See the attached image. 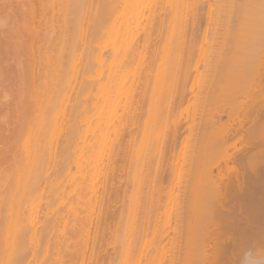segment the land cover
I'll return each instance as SVG.
<instances>
[{"label":"bare ground","instance_id":"obj_1","mask_svg":"<svg viewBox=\"0 0 264 264\" xmlns=\"http://www.w3.org/2000/svg\"><path fill=\"white\" fill-rule=\"evenodd\" d=\"M4 1L5 0H3V4H1L0 3V5L2 6L3 5V7L6 5L7 6V10H10V14L8 13V11L6 10V8L4 7V9L6 10V15L5 14H3L2 16H1V19L2 20H5L6 19V17H7V19L4 21V22H1V23H3V25L1 26V24H0V26H1V31H0V34H1V32H2V28H3V31L4 32H2L3 34L0 36V84H2L1 85V87H0V89H1V91H0V264H66L67 262H69L70 261V263H71V261L72 260H70V259H74V256H77L76 254L74 255L72 252H70V247H71V240H73L75 237H74V233H73V235L72 236H68L67 234H65V235H63V236H61V231H59V226L61 225L60 223L61 222H66L67 223V225H68V223H70L71 222V224H72V222L74 223V224H72V226L74 225V227H75V224H76V228H74V231L77 233V235H78V240H80V242L83 244L82 245V247H81V245H80V252H78V259L79 260H81V261H83V259H85L87 262H88V259H86L84 256H85V249L86 250H88L87 252H88V254L90 253L89 252V250H90V248H92L95 244L93 243V246L92 247H90V248H88V246H87V241H85L84 239H86L87 240V238H86V236L87 235H85L84 236V234H87L88 232H87V228L89 227H87V223H88V219H84L83 217H82V215H81V213L82 212H84V211H82L81 213H80V211L81 210H83L84 208H86V211H88L89 210V212H90V208H91V204H93L92 203V198L93 197H91L92 195L91 194H93V195H95L94 193H96V185L94 186V184H95V182H94V176H96V171H97V169H98V165H100L99 163L101 162L102 163V160H101V158H103V156L105 155V152H106V150H108V148H107V146H106V140L105 139H107L108 138V136L106 135V132H109L108 131V129L110 130V128H109V126L110 125H112V120H117L118 121V118H119V116L118 115H120V118L122 119V116H121V114H122V112H123V110H119V112L121 113V114H119V112L117 113V111H118V109H119V107H120V105H122V106H124V107H122V108H124V111H125V114H124V112H123V114L122 115H126L128 112V114L129 115H127V118L130 116V114H131V118H132V116L133 115H135L134 114V110L135 111H138V109L139 108H141V107H139L138 108V106H140V102H137L138 101V99L137 100H135V102L137 103V104H135V106H137L136 108H135V106H134V103H133V106H134V110L133 109H130V111H129V104H130V108H131V102L132 101H134V98H135V96L136 95H139V92H138V94H134L136 91H135V89L137 90V87H140V86H142L143 88L145 87V83L147 82H145V78H144V73H143V81L145 82L144 83V85L142 84V83H140L139 82V78H137V76L139 77H141V75H137V76H135V71H136V73L138 72V69H137V67H138V65H139V61H138V65H137V62H136V60H138V58L137 57H139V59L141 60V58L143 57V54H142V52H144V49H145V51L147 50V48H145L144 46L146 45V47L149 45V41L146 39V41H148V42H146V44H142V47L138 50L137 48H138V45H137V47L135 46V44H133L132 45V42L133 43H136V42H134V41H136V40H133V39H135V37H134V34H135V32L137 31L136 29L140 26V21L141 20H144V18L142 19V16L145 14V8H146V5H148V8H150L149 6H152L151 8H155L156 7V12H157V6H159V8H160V10L163 8V10H164V7H166L165 9H166V12H164V13H167L168 12V17L166 18V20L170 17L169 16V10H172V14H173V18H174V23L175 24H178V28H179V33H176V31H178V30H176L175 31V29H174V32L176 33V34H174V37L176 36V38H174V40H173V35H171L172 33H170V35L172 36V41H171V44H169V45H172V43L173 44H175L176 43V46L179 48V46L183 43L184 45H185V43L182 41V39L180 38L181 37V31H180V25L182 24L181 22H182V19H183V17H182V7H183V10H184V5L186 4V3H188L189 4V2H191V4H189V5H191L190 6V8H189V5H188V7H187V5H185V9L186 8H189L190 9V11L191 10H193L194 8H193V5H194V0H190V1H187V0H6L5 2L7 3V4H5L4 3ZM203 1V0H202ZM227 1V0H226ZM250 1V0H249ZM260 2H261V0H259ZM2 2V1H1ZM221 2V1H220ZM229 3H230V1H228ZM228 2H227V5H228ZM247 1H245V3H246ZM251 2V1H250ZM260 2H258V4L260 3ZM264 2V1H263ZM192 3H193V5H192ZM201 3V4H200ZM210 3V2H209ZM217 3V2H216ZM216 3L213 5L214 6V10H215V13H216V10H217V7L219 6L218 4H220V3H217V7H215L216 6ZM225 3V2H224ZM252 3H253V1H252ZM151 4V5H150ZM198 4H200L201 5V7H202V11H204L205 9L203 8V3L202 2H200V0H199V3ZM197 3H196V0H195V5L197 6L198 5ZM232 4V3H231ZM240 4H241V2H240ZM248 4V3H247ZM261 4H263L262 2H261ZM205 5H208V2H207V4H206V2H205ZM210 5V4H209ZM212 5V4H211ZM238 5H239V3H238ZM237 5V6H238ZM249 5V4H248ZM196 6H195V9L194 10H196ZM250 6V5H249ZM259 6V5H258ZM3 7H0V9L2 8V10H3V13H4V9H3ZM168 7H170V9H168ZM207 7H209V6H207ZM211 7V6H210ZM230 7V6H229ZM233 7V6H232ZM242 7H243V5H242ZM245 7H246V4H245ZM255 7H257V4H256V6ZM147 8V9H148ZM159 8H158V10H159ZM216 8V9H215ZM220 8H221V6H220ZM239 8H240V6H239ZM260 8H261V6H260ZM263 8H264V4H263ZM263 8H262V11H263ZM145 9V10H144ZM188 9V10H189ZM198 9H199V7H198ZM153 10V11H154ZM201 10V9H200ZM228 10V9H227ZM244 10H246V9H244ZM186 11V10H185ZM205 11H207V9L205 10ZM211 11H212V9H211ZM220 11V10H219ZM219 11H217V14L219 13ZM240 11H241V8H240ZM250 11V10H249ZM248 11V12H249ZM1 12V11H0ZM148 12V11H147ZM158 12H160V11H158ZM162 12V11H161ZM247 12V11H246ZM264 12V11H263ZM2 13V12H1ZM190 13V12H189ZM189 13L188 12H186V14H185V16L187 17V14L189 15ZM191 13H192V11H191ZM203 13V12H202ZM208 13H210V12H208ZM215 13H214V11L212 12V14L213 15H215ZM257 13V12H256ZM8 14V15H7ZM15 14H17V16L15 15ZM199 14V13H198ZM223 14V13H222ZM246 14V13H245ZM259 14V13H258ZM147 15H148V13H147ZM166 16H167V14H165ZM165 15H163L164 16V19H165ZM184 15V14H183ZM219 15V14H218ZM228 15V14H227ZM231 15V14H230ZM233 15V14H232ZM241 15H242V13H241ZM249 15V14H248ZM11 17V19H12V21H11V23L9 22V19H8V17ZM21 17L22 19H23V22H22V20H20L21 22H22V24H19V19L20 18H18V17ZM23 16V17H22ZM145 16V15H144ZM160 15H158V17H159ZM185 16H184V18H185ZM198 16V15H197ZM212 16V15H211ZM226 16V15H225ZM264 16V15H263ZM4 19H3V18ZM146 17V16H145ZM149 17V16H148ZM201 17V16H200ZM218 17V16H217ZM253 17H254V15H253ZM106 18H107V20H106ZM147 18V17H146ZM151 18H154V16L152 15V17ZM150 18V19H151ZM163 18V17H162ZM204 18V17H203ZM211 18H214V17H211ZM229 18V17H228ZM246 18H248V17H245V20H246ZM0 19V20H1ZM17 19H18V22H17ZM159 19H161V18H159ZM163 19V20H164ZM170 20L169 21H171V20H173L172 19V17L171 18H169ZM186 19H188V17L186 18ZM186 19H185V21H186ZM190 19V18H189ZM191 19H192V17H191ZM237 19V18H236ZM242 19V18H241ZM148 20H149V18H148ZM152 20V19H151ZM155 20L157 21V18L155 17ZM154 19L152 20V21H155ZM177 22H176V21ZM200 20H201V18H200ZM203 20V19H202ZM215 20H217V18L215 17L214 18V20L212 19V21H213V24H214V21ZM219 20H221V19H219ZM227 20V19H226ZM239 20H240V18H239ZM94 21H95V23H94ZM161 21V23H163L162 22V20H160ZM160 21H159V23H160ZM169 21H168V24H169ZM185 21H183L184 22V24H185ZM189 21V23H190V20H188ZM204 21V20H203ZM229 21V20H228ZM252 21V20H251ZM5 22H6V24H8L9 23V25H6L5 26ZM187 22V21H186ZM192 22H194L193 20H192ZM200 22V21H199ZM216 22V21H215ZM221 22V21H220ZM226 22V21H225ZM147 24L146 23V20H145V22H142V24ZM154 23V22H153ZM156 23V22H155ZM165 23H166V21H165ZM181 23V24H180ZM217 23V22H216ZM218 23H219V21H218ZM217 23V24H218ZM10 24H11V26H10ZM92 24H94V27L93 28H95V30H94V32H93V28L92 27H90V25H92ZM168 24H167V26H168ZM175 24H174V28H175ZM183 24V25H184ZM195 24V23H194ZM211 24V23H210ZM229 24V23H228ZM241 24H242V22H241ZM159 25V24H158ZM158 25L156 24V26L158 27ZM161 25V24H160ZM166 24H164V26H165ZM225 25V24H224ZM231 25V24H230ZM143 26V25H142ZM152 26H154V25H152L151 23H150V27L152 28ZM155 26V27H156ZM162 26V25H161ZM164 26H163V29H164ZM170 26V25H169ZM8 27H10L11 28V30H9V32H10V34H8V36H4V33H5V31L7 32V30H8V28L6 29V28ZM145 27V26H144ZM156 27V28H157ZM189 27H190V25H189ZM214 27V26H213ZM215 27H216V24H215ZM91 29L92 30V33H90V34H92L91 35V39H90V35L87 33L88 32V29ZM143 28V27H142ZM146 28V27H145ZM156 28H155V30H156ZM182 28V27H181ZM227 29H228V25H227V27H226ZM6 29V30H5ZM160 29V28H159ZM159 29H157L158 30V33H159ZM165 29H167V28H165ZM183 29V28H182ZM204 29V28H203ZM217 29V28H216ZM239 29H241V28H239ZM243 29H244V26H243ZM251 29V28H250ZM250 29H248V31H250ZM253 29V28H252ZM140 30V29H139ZM162 30V29H161ZM160 30V31H161ZM185 30V29H184ZM199 30V29H198ZM201 30V29H200ZM205 30V29H204ZM226 30V29H225ZM229 30V29H228ZM228 30H227V32H228ZM242 30V29H241ZM150 30H148V33H150L149 32ZM163 31V30H162ZM186 31V30H185ZM191 31V30H190ZM8 32V33H9ZM146 32H147V30H146ZM173 32V31H172ZM203 32V31H202ZM208 32V31H207ZM207 32L205 31V33L207 34ZM235 32H236V30H235ZM151 33H152V29H151ZM150 33V34H151ZM167 33V32H166ZM182 33H183V31H182ZM214 33V35H215V32H213ZM229 33H230V31H229ZM248 33V32H247ZM6 34V33H5ZM146 34V33H145ZM149 34V35H150ZM155 34V33H154ZM153 34V35H154ZM164 34H165V32H164ZM224 34V33H223ZM253 34V33H252ZM88 37H87V36ZM156 35V34H155ZM179 35V37L178 38H180V40H181V43H180V45L177 43V42H175V40H177V36ZM199 35V34H198ZM202 35V34H201ZM208 35H209V33H208ZM207 35V36H208ZM213 35V34H212ZM225 35V34H224ZM229 36H230V34H228ZM232 35V34H231ZM239 35V34H238ZM256 35V34H255ZM142 36V35H141ZM143 36H144V34H143ZM164 36V35H163ZM195 36V35H194ZM236 36V35H235ZM244 36H245V34H244ZM150 37H151V35H150ZM170 37V36H169ZM203 37V36H202ZM224 37V36H223ZM226 37V36H225ZM224 37V38H225ZM228 37V36H227ZM227 37H226V39H227ZM233 37H234V35H233ZM239 37V36H238ZM10 38V39H9ZM90 40H89V39ZM144 38H146L145 36H144ZM152 38V37H151ZM195 38H196V36H195ZM207 38H209V36L207 37ZM237 38V37H236ZM190 38H188V40H189ZM197 39V38H196ZM228 39H229V37H228ZM150 40V39H149ZM162 40H163V37H162ZM165 40V39H164ZM179 39H178V42L180 41ZM213 40V39H212ZM235 40V39H234ZM238 40H240V38H238ZM166 41V40H165ZM190 41V40H189ZM209 41H210V39H209ZM208 41V42H209ZM233 41V40H232ZM9 42H11V46H9ZM88 42H89V44H88ZM156 42V41H155ZM186 42V41H185ZM193 42V41H192ZM194 42H195V40H194ZM143 43H144V41H143ZM187 43H188V41H187ZM196 43V42H195ZM200 43V42H199ZM203 43V42H202ZM221 43H222V41H221ZM243 43V42H242ZM168 44V43H167ZM183 44H182V46L181 47H183ZM190 44V43H189ZM227 44V43H226ZM226 44H224L225 46H226ZM235 44H236V41H235ZM240 44H241V42H240ZM164 45V44H163ZM223 45V47L225 48V46ZM230 45V44H229ZM243 45V44H242ZM134 46V47H133ZM175 46V45H174ZM187 46V45H186ZM200 46H201V44H200ZM231 46V45H230ZM236 46L237 47H239L238 46V44H236ZM12 49H11V48ZM93 47V48H92ZM161 47V51L163 52V55H161L160 57H164V51H163V49L165 50V47H166V44H165V46H160ZM163 47V48H162ZM168 47V46H167ZM179 48L180 49V54H178L179 52H176L175 53V51H177V50H179V49H177V50H175V47H174V53H175V56H176V58H175V56L173 55L174 53L172 52H169L168 51V49H167V52H169V54H171V55H173V60H172V62H170V64L171 63H173L172 64V66H173V68L170 66V64H165V66H168L169 65V69L171 68L172 69V73H171V70H170V73H169V75H170V77H171V82H170V84L166 87V89H163L162 91H161V93H160V91H159V93L161 94V95H163V97L162 98H160L161 96H160V94H159V96H158V100H160L161 99V102H162V104H163V106H162V108L160 107V110H161V114L159 113V107L157 108L158 109V111H157V109H156V111H157V114H158V116L156 117V118H160L159 116H161L162 117V112L165 114H163L164 115V118L165 117H167V116H169V118H171L172 116V114L175 112V107H174V105H176V102L178 101V103H177V105L179 104V105H182L181 106V109H182V107H184L183 106V104H180V102L179 101H182V102H184V100L186 99L185 98V96H184V93H185V91H186V88H185V85L187 86V80H188V77H189V75H190V71L188 70V71H183V70H181V67L184 69L185 67H186V65L184 64V67H183V63H184V60H186V63H187V57H186V55H185V57L187 58H185V57H183V51H181V49L182 48ZM193 47V46H192ZM198 47V46H197ZM207 47V46H206ZM205 47V48H206ZM234 47V46H233ZM136 48V49H135ZM144 48V49H143ZM149 48H150V46H149ZM159 47H157V49H158ZM201 48V47H200ZM210 47L208 46L207 48H206V50L207 49H209ZM217 48V47H216ZM224 48H222V49H224ZM228 48H230V47H227V49ZM245 49V48H243V46L242 47H239V49ZM108 49H111V50H108ZM142 49H143V51H142ZM172 49H173V47H172ZM236 49V48H235ZM238 49V48H237ZM236 49V51H237V53L239 52L238 50ZM139 51V53H138V51ZM140 50H141V52H140ZM159 50V49H158ZM198 50V49H197ZM205 50V51H206ZM213 50V48H211V50H209V52H211ZM231 50H232V48H230V52H231ZM234 50V49H233ZM233 50H232V53H233ZM108 51H112L113 52V56L110 54V52H109V55H111V57H109V55L107 54L108 53ZM148 51V50H147ZM154 51H156L155 50V48H154ZM172 51V50H171ZM208 51V50H207ZM206 51V52H207ZM215 51V50H214ZM213 51V52H214ZM218 51H221V49L219 50V48H218ZM236 51H234V53L235 54H237L236 53ZM240 51H242V50H240ZM158 52V51H157ZM165 52H166V50H165ZM166 52V53H167ZM183 52V53H182ZM192 52V51H191ZM230 52H228V50H226L225 52L223 51V53H228V56H230ZM93 53V54H92ZM145 53V52H144ZM159 53V52H158ZM188 53V52H187ZM186 53V54H187ZM203 53V52H202ZM217 53V52H216ZM220 53V52H219ZM218 53V54H219ZM240 53H242V54H244L243 52H240ZM85 54V55H84ZM89 54H90V56H89ZM92 54V55H91ZM139 54V55H138ZM178 54V55H177ZM194 54V52H192V55ZM196 54H198V56L201 54H199V52H197ZM204 54H206L207 55V57L204 55V58L206 57V62H205V64L207 65V68L209 67V66H213V65H210V62H212V59H211V61H210V58L211 57H209L210 55H211V53L209 54V56H208V52L207 53H204ZM257 54H258V52H257ZM4 55H7V60H6V56L4 57ZM107 55H108V57H107ZM146 55V54H145ZM144 55V57H143V59L146 57ZM214 55V54H213ZM240 54H238V56H239ZM255 55V54H254ZM81 56H83V59H84V61L86 60V63H83L82 64V62H81V60H80V57ZM87 56H88V58H87ZM165 56H166V54H165ZM169 56L170 55H168V58H169ZM187 56H189V55H187ZM217 56V55H216ZM221 56V55H220ZM219 56V57H220ZM227 56V61H226V63L228 64V65H230V63H232V64H234V63H236V65H237V63L241 66H243V67H245V68H247V65L245 66V65H243L244 64V62L243 61H241L242 60V56H243V58H244V56L245 55H240L241 56V58H239V59H241V60H238L237 62L235 61V62H232L231 60H232V58L233 57H230L231 58V60H230V58ZM86 57V58H85ZM91 57V58H90ZM93 57V58H92ZM157 57V56H156ZM171 57V56H170ZM183 57V58H182ZM190 57V56H189ZM195 57H196V55H195ZM209 57V58H208ZM223 57L224 58H221V59H223V60H225V54L223 55ZM235 57V56H234ZM237 57V56H236ZM79 58V60H77L78 62L80 61L81 62V64H80V66L82 67V69H83V71L86 69V67L88 68V66L87 65H91V62H92V60L94 61V63L92 62V64H95L96 63V65L95 66H97V69H94L95 71H94V76H92V78H91V74H89L90 72L87 70L86 71V78H87V76H88V78H90V80H89V84H88V81H87V79H86V81H87V85H88V87H87V89L89 88V86H91V88H90V90L88 91L87 90V92H88V94L91 92V89L93 90V86H94V91L96 92V94H95V92L94 91H92L91 92V97L90 96H88V94H86V99H88L89 100V97L91 98V100H89V102L87 101V104H86V99L82 96L83 95V92H82V95H81V97H83V99H81V100H79V104H78V106H77V102H78V99L79 98H81L80 97V95H79V91L80 90H84L83 88L84 87H82L81 88V84H83L84 85V81H85V76H83V75H85V71H84V73L82 72V74L83 75H81L82 77H83V80H81V82H80V85L78 84V73L77 74H75V72L74 71H76V69L78 68H76V66H78V62L76 61V59H78ZM136 58V59H135ZM190 58H192V57H190ZM189 58V59H190ZM202 58H203V56H202ZM217 58V57H216ZM215 58V59H216ZM149 59V58H148ZM166 59H167V56H166ZM174 59H175V61H174ZM177 59H178V61H177ZM188 59V60H189ZM193 59V58H192ZM209 59V60H208ZM215 59H213V61L215 60ZM218 59V58H217ZM229 59V60H228ZM234 59V58H233ZM237 59V58H236ZM259 59V58H258ZM260 59H261V56H260ZM259 59V60H260ZM6 60V61H5ZM158 60H159V57H158ZM169 60V59H168ZM168 60H167V63H168ZM181 60H183V61H181ZM191 60V59H190ZM209 62H208V61ZM222 60V61H223ZM74 61H75V63H77V64H73V66L71 67L70 65H71V62L72 63H74ZM83 61V60H82ZM145 59L143 60V61H141L142 62V65H139V67H141V66H143V70H144V65L146 64L145 62ZM169 61H171V59L169 60ZM197 61H198V59H197ZM203 61H205V59L203 60ZM221 61V60H220ZM219 61V62H220ZM221 61V62H222ZM229 61H230V63H229ZM240 61V62H239ZM135 62V65L133 64ZM148 62V61H147ZM152 62V61H151ZM163 64H164V62L163 61H161ZM199 62H200V60H199ZM217 62V61H216ZM241 62L243 63V64H241ZM70 63V64H69ZM143 63H144V65H143ZM149 64H151L150 63V61L148 62ZM147 63V64H148ZM160 63V60L158 61V65H159V71L162 69V70H167V69H165V67L163 66L162 67V64L160 65L159 64ZM188 63H189V61H188ZM187 63V64H188ZM190 63H191V61H190ZM194 63V62H193ZM202 63H204V62H202ZM214 63V62H213ZM134 65V68H135V71H134V73H133V79H132V77H131V79H129V81H130V83L127 85V82H126V80L128 81V78H127V76H128V73L132 70V68H133V65ZM154 64H156L157 65V63H156V61H155V63ZM153 63H152V66L154 65ZM198 64V63H197ZM196 64V62H195V65H197ZM215 64V63H214ZM261 65V68H262V71L260 70V65ZM85 65H86V67H85ZM89 65V66H90ZM157 65V66H158ZM217 65V64H216ZM227 65V66H228ZM235 65V64H234ZM234 65H232V70H231V66H229L230 67V70H229V72H232L233 73V71H234V73H233V75H236L237 74V70H239V72H241V71H243V69L242 68H240L239 66H236V67H234ZM80 66H79V70L81 69L80 68ZM161 66V67H160ZM201 66V65H200ZM226 66V67H227ZM70 67H71V69L74 67V71H70ZM85 69H84V68ZM91 67V66H90ZM148 67V65H146V68ZM149 67H150V65H149ZM204 65H203V69H204ZM217 67V66H216ZM223 67V69H224V71H226V70H228V69H226L225 68V64H224V62H223V64L221 63V66H220V69ZM258 70H259V73L260 74H262V75H260V77L261 76H263V73H264V61L263 62H259L258 63ZM93 68V67H92ZM96 68V67H95ZM130 68H131V70H130ZM146 68H145V70H144V72H146L147 73V70H146ZM154 68V67H153ZM157 68V67H156ZM192 68V67H191ZM201 68H202V66H201ZM206 68V69H207ZM212 68H214V67H212ZM66 69H69V71L68 70H66ZM88 69H91V68H88ZM99 69V70H98ZM185 69H188V67H186ZM184 69V70H185ZM193 69V68H192ZM196 69H197V67H195V70L194 71H196ZM211 69V68H210ZM216 69H218V68H216ZM219 69V70H220ZM235 69V70H234ZM240 69H241V71H240ZM67 71V73H66V71ZM134 70V69H133ZM141 70V69H140ZM139 70V72L141 73V71ZM176 71L177 73H175V72H173V71ZM202 70V69H201ZM208 70V69H207ZM206 70V71H207ZM97 71H99L98 72V74H97ZM148 71H150L149 69H148ZM159 71H157V73H159ZM205 71V72H206ZM217 71V70H216ZM89 72V73H88ZM92 72H93V70H92ZM132 72V71H131ZM138 72V73H139ZM164 72V71H163ZM179 72V73H178ZM197 72H198V70H197ZM214 72V71H213ZM212 72V73H213ZM238 72V73H239ZM68 73L71 75V77H70V75H69V79H70V81L67 79V81H64V79L66 80V77H68L67 75H68ZM73 73H74V76H76V78L73 76ZM149 73V72H148ZM147 73V74H148ZM154 73H155V71H154ZM161 73H162V71H161ZM173 73H175L176 75L177 74H179L178 76L179 77H181L180 79V83H179V81H177V80H179V77L177 78L175 75V79H174V77L173 76H171V75H173ZM193 73V72H192ZM201 73V72H200ZM203 73V72H202ZM212 73H211V75H212ZM216 73V72H215ZM215 73H214V75H215ZM220 73H222V71L220 72ZM89 74V75H88ZM142 74V73H141ZM206 74H207V72H206ZM98 75V76H97ZM167 75V74H166ZM232 75V74H231ZM72 76H73V78H75V80L77 81L76 82V84H78V92H77V94L79 95V97H77V94L76 95H74V97H73V100L74 99H76L75 98V96L77 97V100H75V101H73L72 100V97H71V95L73 96V94L72 93H76V92H73L74 91V89L76 90L77 89V85H76V87H75V85H73L72 83H75V81L72 79ZM129 76H130V73H129ZM128 76V77H129ZM132 76V75H131ZM146 76H148V75H146ZM145 76V77H146ZM159 76V75H158ZM199 76H200V74H199ZM201 76H203V85H204V80H205V77H206V75H205V73H204V75L202 74ZM216 76V75H215ZM223 76L225 77V75H224V73H223ZM237 76H238V74H237ZM254 76V75H253ZM149 77V76H148ZM148 77H146V80H148ZM164 77L166 78V76L164 75ZM192 77H194V74L192 75ZM197 77H198V75H197ZM197 77H196V79H197ZM213 77V76H212ZM93 78L95 79H97L96 81L97 82H95V80H94V83H90V81H91V79L93 80ZM135 78H136V81H137V79H138V84L140 83V84H142V85H140L139 84V86H136V84H137V82L135 81L134 82V80H135ZM163 78V77H162ZM207 78H209V77H207ZM210 78H211V76H210ZM218 78V77H217ZM219 78L221 79L222 78V76H220L219 75ZM240 78V77H239ZM262 78V77H261ZM264 78V77H263ZM72 79V80H71ZM166 79H168V78H166ZM177 79V80H176ZM195 79V78H194ZM132 80V81H131ZM152 80V79H151ZM159 80H160V77H159ZM213 80V79H212ZM212 80H211V82H212ZM223 80V79H222ZM222 80H221V83H222ZM226 80H228V81H230L231 82V80H229V79H226V77H225V81ZM236 80H237V77H236ZM251 80V79H250ZM257 80V79H256ZM262 80H264V79H262ZM7 81H8V83H7ZM16 82V83H14V82ZM69 81V82H68ZM128 81V82H129ZM140 81H142V78H141V80ZM154 81V80H153ZM153 81H152V83H153ZM174 81H175V83H174ZM176 81H177V86H176ZM190 81V80H189ZM199 81H200V84H201V82H202V78L201 77H199L198 78V81L196 80V82H198L199 83ZM215 81V80H214ZM219 82H220V80H218ZM218 81H217V83H218ZM261 81V80H260ZM7 83V84H5L4 85V83ZM11 82V83H10ZM91 82H93V81H91ZM193 82H194V84H190V82H189V84H190V87L187 89V91L186 92H188V90H189V97H190V95H192V93L194 94V92H192V91H194L193 90V88H195V86H196V84H195V81L193 80ZM205 82H206V84L208 83L206 80H205ZM229 82V83H230ZM10 83V84H9ZM96 83H97V85H96ZM155 83V82H154ZM157 83H159V82H157ZM172 83L174 84V86L172 85ZM192 83V82H191ZM197 83V84H198ZM209 83H210V80H209ZM208 83V84H209ZM227 83V82H226ZM232 83V82H231ZM259 83V82H258ZM8 84H9V86H8ZM13 84V85H12ZM70 84H72L73 85V87L70 85ZM151 84V83H150ZM162 84V83H161ZM166 84V83H165ZM188 84V85H189ZM233 84H234V82H233ZM257 84V83H256ZM82 85V86H83ZM195 85V86H194ZM210 86L212 85V84H209ZM216 85V84H215ZM222 85H223V83H222ZM230 84H225L224 83V92H225V90H227V89H229V86ZM243 85V84H242ZM254 85H255V82H254ZM264 85V84H263ZM85 86H86V82H85ZM96 86H97V88H96ZM128 86H129V88H128ZM163 86H164V84H163ZM194 86V87H193ZM221 86V84L219 85V87ZM232 86V85H231ZM251 86H252V84H251ZM250 86V88H249V94L247 95V94H245L244 95V98H245V96H246V98L245 99H241L240 100V102H238V103H236L235 104V106H230V107H226V109H228L226 112H225V114H227V116H228V119L225 121H222V116L221 115H223V112L221 113V112H219L218 110H220V108L219 109H217L216 110V107L213 109V107H214V103L215 102H213V99H214V97H210L209 98V96H211V95H209L208 96V98H209V101L211 102V105H208V106H210L209 108L210 109H213V111H218V113L216 114V115H213V113L214 112H212L210 109H208V107H206V106H204L203 105V107L205 108V109H203L202 110V112H201V114H200V116H201V119L202 118H204V119H202L201 120V122H203L204 123V127L203 128H205V131H206V134L208 133L209 135H208V138L210 139V140H212V139H214L215 141H216V143L218 142V148L220 147V149H219V152H221V154L219 153V155H221V160H224V162H225V166H222L221 165V163H219V165H221V166H219L218 165V161L220 162V160H216V162L214 161V164L212 163V165H211V163L209 164V162L211 161V159H210V161L209 162H205L206 164L204 165L203 164V167H202V169H201V171H200V169L199 168H201V166H199L198 164H196V165H198V168H197V171H198V169H199V171H200V176H204L205 177V179H206V181L208 182V188L210 189V194H211V196H210V199H208L207 197H208V194H206V193H204V197H206L207 199V201L209 200L211 203L210 204H212L213 202H214V206L213 207H215L217 204L218 205H220L221 206V208H223V209H225L224 207H229V205L227 206V203L228 204H232V202L231 201H233L234 202V200H235V202H237V204L236 205H238L239 204V202H241V200L243 199L244 201H245V199L243 198V196L245 195L244 193H245V191H244V189L245 188H249V184L250 183H254L255 184V182H257V181H262L263 182V187H264V93H262L261 92V94L260 93H257L259 90L257 89V86L258 85H256V86H253V87H251ZM72 87V88H71ZM147 87V86H146ZM203 87V86H202ZM201 86H200V88H199V85H197V89L199 90V89H201L202 88ZM205 87H207L206 85H205ZM218 85H217V87L216 86H214L213 85V88H217V90H218ZM223 87V86H222ZM221 87V88H222ZM236 87V86H235ZM249 87V86H248ZM247 87V88H248ZM260 87V86H259ZM14 88V89H13ZM143 88L141 89L140 88V90H143ZM167 88H169V90L167 89ZM231 88V90H232V92H234L233 91V87H230ZM261 88V87H260ZM73 89V90H72ZM126 89H128V90H126ZM157 89H158V87H157ZM160 89H161V87H160ZM215 89H213V91L211 90V92H212V95L213 96H215V101H216V95H218V92H217V94H216V92H215ZM256 89L258 90V91H256ZM262 89V88H261ZM69 90H72L71 91V95H69ZM196 90V89H195ZM197 90V91H198ZM221 89H219L218 91H220ZM137 91H139V90H137ZM158 91V90H157ZM180 91H181V94H180ZM200 92H198V93H195L194 94V96H196V94H197V96H198V98H199V100H200V97L201 96H199L202 92H201V90H199ZM250 91H251V93H250ZM261 91V90H260ZM259 91V92H260ZM86 92V93H87ZM146 92V91H145ZM162 92H164L165 94H162ZM196 92V91H195ZM203 92H204V89H203ZM206 92H207V90H206ZM206 92H204V93H206ZM222 91H220V93H221ZM244 92H245V90H244ZM166 93H168V94H166ZM183 93V94H182ZM191 93V94H190ZM200 93V94H199ZM227 93H228V90H227V92L225 93V96H227ZM230 93H231V91H229V95H228V98H229V96H230ZM256 93L259 95V96H257L256 95ZM84 94H85V91H84ZM94 94V96H92ZM133 94H134V98H133V100H132V96H133ZM142 94H143V91H142ZM142 94H140V95H142ZM146 94V93H145ZM145 94H144V98H145ZM150 94H151V92H150ZM179 94L182 96L181 98H179ZM208 94H210V92L208 93ZM223 95H224V93H222ZM221 94V95H222ZM242 94H243V92H242ZM139 95V96H140ZM164 95L165 96H167V97H165L164 98ZM237 95V94H236ZM139 96H137V97H139ZM154 96H155V94H154ZM188 96H187V98H188ZM193 96V97H194ZM206 96V95H205ZM242 96V95H241ZM249 96V97H248ZM98 97H100V98H98ZM203 97H204V95H203ZM232 97V96H231ZM238 97H240V96H238ZM248 97V98H247ZM205 98V97H204ZM220 98H222V96L220 97ZM226 98V97H225ZM228 98H226V99H228ZM70 99V100H69ZM93 99V100H92ZM95 99V100H94ZM98 99H100V100H102L101 102H99L98 101ZM124 99H125V102H124ZM152 99V98H151ZM177 99H179V100H177ZM181 99V100H180ZM197 99V98H196ZM195 99V97H194V100H196ZM206 99V98H205ZM85 102H84V101ZM126 100L128 101V102H126ZM143 100V99H142ZM147 100V99H146ZM154 100V99H153ZM188 100H189V103H188ZM188 100H186L187 101V103L188 104H190V101L192 100L191 98H188ZM194 100H193V102H194ZM203 100V99H202ZM218 100H219V98H218ZM222 100H223V102H225L226 104H228V100H224V98H222ZM222 100H221V103H222ZM229 100H230V98H229ZM74 102L73 103V106L71 107V105H70V102ZM85 103H83V102ZM99 102L98 104H97V102ZM156 101V100H155ZM205 101V100H204ZM61 104H60V103ZM68 102H69V104H68ZM145 102V101H144ZM147 102V101H146ZM150 102V101H149ZM149 102H148V104H149ZM152 102V101H151ZM150 102V103H151ZM160 101L158 102V106H159V103H161ZM164 102V103H163ZM181 102V103H182ZM201 102V101H200ZM208 101H206V103H207ZM210 102H208V103H210ZM231 102V101H230ZM66 103V104H65ZM76 103V104H75ZM93 103V104H92ZM126 103V104H125ZM129 103V104H128ZM202 103H204V102H202ZM205 103V104H206ZM212 103H213V105H212ZM218 103V102H217ZM220 103V104H221ZM74 104L78 107V108H80V109H82V110H86V112H85V114H84V116L82 117V114L81 115H79L78 113V116H81L82 117V119H80L79 120V117H78V120H79V122H81L80 124H79V122L77 121V124H75V123H73L75 120H73L72 121V123H70L69 125H68V127H67V129H66V131H65V129H64V131H63V128H64V126H65V128H66V126H67V124L66 125H63L62 126V123H61V118L63 119L62 121H64V119H67V117L69 118V116L72 114V111H76V108H74L75 106H74ZM192 104V103H191ZM216 104V103H215ZM224 104V103H223ZM43 105H45V111L43 112V110H42V108L44 109V106ZM62 105V106H61ZM64 105L66 106V107H64ZM67 105H69V107H71V109H72V111H71V109L69 108V107H67ZM89 105V106H88ZM179 105H178V107H179ZM200 105V104H199ZM222 105V104H221ZM229 105V104H228ZM87 106V107H86ZM92 107V109H94L95 110V112H94V110H93V112H92V110H91V113H90V111H88L89 110V108L91 109V107ZM133 106H132V108H133ZM202 106V105H201ZM225 106H227V105H225ZM62 107V109H61V112H63V114H61V112H60V108ZM63 107H64V109H65V111L66 112H64V111H62L63 110ZM89 107V108H88ZM127 107H128V109H127ZM173 107H174V110H173ZM177 107V108H178ZM187 107H188V105H187ZM221 107V106H220ZM70 109V111H71V113H69L70 115H67L66 116V114H67V109ZM84 108V109H83ZM121 108V109H122ZM149 109H150V107H148ZM155 108H156V106H155ZM200 108V107H199ZM142 109H143V107H142ZM148 109V110H149ZM152 109L153 108H151L150 110H149V112H150V114L149 113H146V115H147V117L146 118H148L149 119V115H150V118L152 117V114H153V112H152ZM208 109V111H210V112H208L209 113V116H204V115H206L205 113H207L206 112V110ZM147 110V111H148ZM178 110V109H177ZM185 110H187L186 109V107L185 108H183V110H181V112H180V114L181 115H183L186 111ZM190 110H191V108H190ZM192 110H193V108H192ZM74 111V116L76 115V112ZM128 111V112H127ZM132 111V112H131ZM173 111V112H172ZM197 111V110H196ZM222 111H223V106H222ZM224 111H225V107H224ZM78 112H81V110L79 111V109H78ZM83 112V111H82ZM127 112V113H126ZM215 112V113H216ZM138 113H139V111H138ZM48 114V116H47V118L45 117V115H47ZM95 114H97V116H95ZM140 115L138 116V114L136 115V119H134L133 118V120H135V122H134V126L135 125H137V127L139 126V130L141 131L142 130V133H143V129H142V127H143V125L145 126V130H144V132L146 131V129H149L150 128V125H149V122H151V119H150V121L148 120V119H146V121L145 122H143L144 120H143V118H141V113H139ZM179 114V115H180ZM187 114H188V111H187ZM66 116V118L65 117H60V116ZM92 115H94V117H95V119H94V117H92ZM167 115V116H166ZM180 115V117L177 115V116H175V118L173 117V120H172V126L174 127V131H173V133H176L175 134V138H174V140L176 141L178 138H180V136H181V130L183 131V133H182V136H183V141H185V138L187 137V140L189 139L188 138V136H191L192 137V134H194L195 132L193 131V129H195V127L194 126H199V125H195V121H193L192 123H194V124H192V127H191V124H190V122H189V125H187V122H186V119L187 118H189V117H184L183 118V116H181ZM220 116V117H217V116ZM74 116L72 117V115H71V118L72 119H74ZM77 116V115H76ZM142 116H143V113H142ZM153 116H154V114H153ZM184 116H186V115H184ZM188 116V115H187ZM195 116V115H194ZM204 116V117H203ZM80 117V118H81ZM118 117V118H117ZM155 117V116H154ZM196 117V116H195ZM47 119L46 121H47V125H46V123H45V119ZM77 118V117H76ZM94 120H93V119ZM115 118V119H114ZM119 118V121L118 122H120V119ZM126 118V117H125ZM125 118H123L122 120H124ZM127 118H126V120H127ZM168 118V117H167ZM167 118H165V119H167ZM184 119V120H182V119ZM194 118V117H193ZM238 118V119H237ZM129 119H130V117H129ZM164 119V120H165ZM220 120V122H219V120ZM235 119H237L238 121H237V124L238 125H234L233 126V123H234V121H233V123H231L230 121H232V120H235ZM249 119L252 121V123H250L249 125V127H246V130L245 131H243V127H244V124H245V122L247 121V122H250L249 121ZM41 120H42V123L43 124H41ZM43 120H44V122H43ZM67 120H69V119H67ZM122 120H121V123H122ZM133 120L131 119V121L133 122ZM153 120V119H152ZM158 120V119H157ZM160 120V119H159ZM158 120V121H159ZM163 120V117H162V121H164ZM169 120V119H168ZM182 120V121H181ZM200 120V119H199ZM198 120V121H199ZM24 121V122H23ZM70 121V120H69ZM169 121H171V120H169ZM185 122L184 123V125H185V127L186 128H183L184 126H183V124H181L182 122ZM25 122H26V125L28 126L29 125V128H28V130L30 129V131H27L26 129H25V127H27V126H25ZM71 122V121H70ZM128 122V121H127ZM143 123V125H142V123ZM156 122V121H155ZM161 122V121H160ZM200 122V121H199ZM216 122H219L220 123V125L219 126H216ZM246 122V123H247ZM38 123V124H37ZM45 123V124H44ZM83 123V126H81V124ZM111 123V124H110ZM124 123H126V122H124ZM136 123V124H135ZM153 123V122H152ZM157 123V122H156ZM169 124H170V122H168ZM15 124V125H14ZM22 124L25 126V127H22ZM115 124V123H114ZM117 124H119V123H117ZM123 124V123H122ZM133 124V123H132ZM164 124V123H163ZM9 125H12V126H14V128H15V130H12L11 131V129L9 128ZM34 125H36L35 127H34ZM42 125V126H41ZM46 125V128H47V136H49L47 139H44L45 137H47L44 133H43V135H45V137L44 138H42L43 137V135L41 136L40 134L44 131H46V130H43V129H45L44 128V126ZM120 125V124H119ZM129 125H130V123H129ZM147 125H149V127H146ZM78 126H80V127H78ZM153 126V125H152ZM161 126H162V124H161ZM166 126H167V124H166ZM169 126H171V124L169 125ZM237 126V127H236ZM40 127H41V129H40ZM42 127H43V129H42ZM82 127V128H81ZM159 127H160V125H159ZM163 127V126H162ZM165 127V126H164ZM194 127V128H193ZM202 127V126H201ZM242 128V131H241V128ZM23 128L25 129V131L26 132H28V135H26L25 136V140L23 139V137H20V134L22 133V130H23ZM34 128H35V130H34ZM85 128V129H84ZM119 128H120V126H119ZM124 128H126V127H124ZM133 128V127H132ZM17 129V130H16ZM22 129V130H21ZM80 129H82V130H80ZM116 129V128H115ZM127 129V128H126ZM125 129V130H126ZM162 129V128H161ZM160 129V130H161ZM167 129V127H165V129L164 130H166ZM171 129V128H170ZM169 129V130H170ZM176 129V130H175ZM202 128H200L199 130H201ZM207 129H209L210 130V132L207 130ZM39 130H40V133H38L39 132ZM48 130L50 131V132H48ZM100 130V132H98ZM101 130H102V132H103V134L101 135ZM111 130H113L114 131V128L112 129V127H111ZM110 130V131H111ZM159 130V129H158ZM177 130H180V131H178L179 133H180V135H179V133H177ZM61 131V132H60ZM113 131H112V133H113ZM116 131V130H115ZM114 131V132H115ZM196 131V130H195ZM204 130H203V132H205ZM208 131V132H207ZM35 132V133H34ZM62 132H66V134H63V135H65L64 137H63V139L64 140H62V144L60 145V144H58V141H59V139L57 140L56 139V137L57 138H59V136H57V134L58 133H60V136H61V134H62ZM104 132H105V134H104ZM118 132V131H117ZM149 131L147 130L146 132H145V134L146 133H148ZM164 132V131H163ZM172 132V131H171ZM23 133H24V130H23ZM97 133H99V134H97ZM141 133V134H142ZM161 133H162V131H161ZM211 133V134H210ZM117 134V133H116ZM132 134H133V132H132ZM140 134V133H139ZM163 134V133H162ZM169 134H171L170 133V131H169ZM197 134H198V131H197V133H195V135L197 136ZM25 135V134H24ZM38 135H40V136H38ZM59 135V134H58ZM105 135H106V138H104L105 137ZM172 135V134H171ZM170 135V136H171ZM194 135V136H195ZM200 135V134H199ZM204 135H205V133H203V135L201 134V136H200V139H201V141H199V145H201V148L202 149H204L205 151H207L206 149H207V147H208V145H210V144H213V142H215L214 140H213V142L212 141H209V139H207V137L204 139ZM212 135V136H211ZM17 136V139H14L15 137ZM21 136H22V134H21ZM114 136H115V133H114ZM116 136H118V134L116 135ZM132 136V135H131ZM138 136V135H137ZM144 136L145 135H143V136H139L138 138L140 139L141 138V140H139V145H141L142 144V140H143V138H144ZM155 136V135H154ZM169 136V137H170ZM206 136V135H205ZM19 137H20V139H19ZM40 137V138H39ZM156 137H157V135H156ZM164 137H165V135H164ZM191 137H190V139H191ZM203 137V138H202ZM212 137H214V138H212ZM109 138H110V136H109ZM117 138V137H116ZM162 137H159L158 139H156V141L158 142V144H155V142L156 141H154V144H155V146L153 147L152 146V140H149V142L151 141V145H150V150H151V152H150V150H149V152H150V158L151 159H153L154 157V159H153V161L152 162H154V161H156L155 159L158 157L159 159V161H158V163L155 165L154 164V167H156V171H158V169H159V172H160V170H161V164H159V163H161V154H163L164 152L162 151V149L164 148H162V146H163V140L161 141V143H160V139H161ZM167 138V137H166ZM15 141H14V140ZM23 141H22V140ZM115 139V138H114ZM168 139V138H167ZM172 139V138H171ZM181 139V138H180ZM206 139H207V142H206ZM231 141H230V140ZM57 140V141H56ZM74 140L75 141H77V142H79L80 144H77V149L75 148V149H73L75 146H73V144H74ZM138 140V139H137ZM137 140H135V141H137ZM147 140V139H146ZM153 140H155V139H153ZM186 140V141H187ZM196 140V139H195ZM239 140H245V145H247L246 147L248 148V152L246 153V155H245V153H243L244 154V156L242 155L241 157H238V155L241 153V150H243V149H241V148H243V147H239L237 144V142H239ZM22 141V142H21ZM115 141H116V139H115ZM178 141V140H177ZM183 141H181V144H179L178 145V148H176L177 150H176V152L174 151V149H173V152H174V154H175V156L176 157H178V158H176V161H175V164H174V167H172V169H173V173H172V180H171V185H170V190H169V194H168V199H167V201H166V204H165V210H164V215H163V218L165 217V216H168V217H171L170 216V213L172 212L173 213V211H172V208H174L175 206V204L173 205V206H171L170 204L174 201V199L176 198V197H178V193L179 192H181V184L183 183L182 181H181V177H183L184 175H183V167H182V163H181V166H180V162H179V155L181 154L182 155V153H180L181 151H182V149H183ZM189 141V140H188ZM198 141V140H197ZM148 142V143H149ZM170 142H171V140H170ZM173 142V141H172ZM171 142V143H172ZM190 142V141H189ZM188 142V145L187 144H185V146H184V149H186L187 148V146H189L190 145V143ZM194 142V141H193ZM200 142H202V143H200ZM208 142H210V144L208 143ZM212 142V143H211ZM107 143H108V141H107ZM119 143V142H118ZM117 143V144H118ZM164 143H165V141H164ZM115 144H116V142H115ZM135 145H136V143H134ZM159 144H162V146L161 145H159ZM194 144V143H193ZM215 144V143H214ZM80 145V146H79ZM82 145V146H81ZM127 145V144H126ZM159 145V146H158ZM217 145H215V146H217ZM245 145H244V147H245ZM58 146H60V149H61V151H60V155H59V157H60V159L58 160L57 159V157H58V155H57V153H58V150L59 149H57L58 148ZM73 146V147H72ZM115 146V145H114ZM131 146V145H130ZM147 146H149V144L147 145ZM152 146V147H151ZM161 146V148H159ZM169 146V145H168ZM212 146V145H211ZM214 146V145H213ZM79 147H82V149L80 150L79 149V151H78V148ZM139 147V146H138ZM174 147H177L176 146V144L174 145ZM173 147V148H174ZM186 147V148H185ZM191 147V146H190ZM195 147V146H194ZM135 148V147H134ZM169 148V147H168ZM209 148H210V146H209ZM208 148V151L210 150ZM114 149V148H113ZM129 150H130V148H128ZM138 149V148H137ZM184 149H183V153L185 152L184 151ZM212 149H214L213 147L211 148V150H210V152H208L209 154H214V153H211V151L213 152V151H215V150H212ZM123 150V149H122ZM164 150V149H163ZM218 150V149H217ZM230 150H232V151H230ZM247 150V149H246ZM72 151H73V153H72ZM76 151H78V152H76ZM81 151V152H80ZM110 151V150H109ZM136 151V150H135ZM203 151V150H202ZM76 152V153H75ZM113 152V151H112ZM162 152V153H161ZM188 152H189V150H188ZM187 152V153H188ZM217 152V151H216ZM110 153H111V151H110ZM139 153V152H138ZM141 153V152H140ZM139 153V154H140ZM144 153V152H143ZM190 153H191V151H190ZM207 153V152H206ZM208 153H207V155H208ZM59 154V153H58ZM73 154V155H72ZM81 154H83L82 155V157L83 158H81V161L79 160L80 159V156H81ZM121 153H119V156H121L120 155ZM135 155H136V153H134ZM149 154V153H148ZM189 154V153H188ZM198 154H199V152H198ZM216 154V153H215ZM80 155V156H79ZM134 155V156H135ZM144 155V154H143ZM164 155H165V153H164ZM78 156H79V158H78ZM109 156H110V154H109ZM111 156H113V154L111 155ZM167 156V155H166ZM172 156H173V153H172ZM185 156H186V154H185ZM184 156V157H185ZM196 156V155H195ZM214 156V155H213ZM115 157H116V155H115ZM147 157V156H146ZM184 157H183V159H184ZM187 157H188V155H187ZM192 157V156H191ZM204 157H205V155H204ZM210 157V155L209 156H207V158H209ZM237 157H238V159H237ZM112 158V157H111ZM198 158V157H197ZM20 159V160H19ZM82 159H83V161H82ZM139 159V158H138ZM145 159V158H144ZM173 159V158H172ZM188 159V158H187ZM195 159V158H194ZM232 159H235V160H240V161H238L239 163L241 162V159H243V162L242 163H244V161L247 163H245L244 165H245V170H246V174L245 173H243L242 172V170H238L236 167H228V166H230V165H228L229 164V162L232 160ZM19 160V161H18ZM71 160H73V163H74V165H76V163L78 162V163H82V168H78V170H79V172L81 171V169H82V171L79 173V177L82 179V180H80L79 182H81V183H78V180H79V177H78V179H76V181L77 182H75V187H74V189L72 188V186L70 185V183L72 182L73 183V181L72 180H70L69 182L67 181L66 182V184H68V185H70L71 186V188L73 189V190H75V188H76V190H75V193L74 194H76V191H77V197H78V200H79V203H77V204H79L78 206L79 207H81L80 205H82V207H83V205H84V208L82 209H80V211H79V213L80 214H78V212L75 210L76 208H77V206H76V208L74 209V207L72 208V205H71V208H72V211L71 212H73V214L75 213V215L76 216H80L81 215V217L83 218V219H81V218H77V223H75V221H74V219L72 220V219H70V217H72V216H70V217H66V215H61L60 213L61 212H59V214H58V216L55 218L54 216H50V211H46V216L45 217H47L48 215L50 216H48L47 217V224L48 225H46L47 227H46V233H45V231L44 230H41V231H39V228H38V224H39V210H38V206H40L39 205V203H40V201L42 202V200L47 196L46 195V192L49 190V193L47 192V194H49L47 197H48V201H49V203H51L50 201L52 200V204H53V197H55L54 196V192H55V194H57L56 192H58L59 191V193H62L64 190H67V188L68 187H70V186H66L64 189L62 188V192H60V188L59 187H61V186H63V184H61V183H63L62 181L63 180H65V179H68V178H70V179H72L71 178V176H73L72 174H74V177H73V180L75 181V177L77 176V173L75 172H71L70 171V169H68V173H71L70 174V176H68V178H67V167H71L70 166V163L72 162ZM101 160V161H100ZM136 160V159H135ZM146 160H149L148 159V157H147V159ZM186 160V159H185ZM234 160V161H235ZM111 161H112V159H111ZM127 161V160H126ZM131 161V160H130ZM180 161H182L181 159H180ZM197 161H199V159L197 160ZM196 161V162H197ZM233 161V160H232ZM106 162V161H105ZM109 162V161H108ZM143 162V165H144V162H146V161H142ZM185 162V161H184ZM186 162H187V160H186ZM193 162H195V160L193 161ZM236 162V161H235ZM234 162V163H235ZM77 163V164H78ZM80 163V164H81ZM111 163V162H110ZM200 163V162H199ZM242 163H241V167H242ZM185 164V163H184ZM184 164H183V166H184ZM219 166H217V165ZM110 165V164H109ZM141 166H142V164H140ZM159 165H160V167H159ZM201 165V164H200ZM209 165V166H208ZM216 166L217 168H218V174L216 175V176H214V174H212L213 173V169L214 168H210V167H212V166ZM234 165H236V166H238V164L236 163V164H234ZM234 165H232V166H234ZM77 166V165H76ZM78 166H79V164H78ZM77 166V167H78ZM125 166H126V164H125ZM152 166V165H151ZM164 166V165H163ZM247 166V167H246ZM81 167V166H80ZM133 167V166H132ZM138 167V166H137ZM182 167V168H181ZM197 167V166H196ZM239 167V166H238ZM64 168L66 169L65 170V173H64V171H62V170H64ZM143 168V166L141 167V169ZM240 168V167H239ZM244 168H241V169H244ZM247 168V169H246ZM58 169L60 170V171H62L61 173H62V175H61V177H62V179L60 180V179H56V182L54 181V178H52V173L53 172H55V174L56 173H58L57 171H58ZM133 169V168H132ZM141 169L139 168V170L141 171ZM183 169V170H182ZM195 168L193 167V170H194ZM76 170V169H75ZM78 170H77V172H78ZM123 170H124V167H123ZM138 170V171H139ZM165 170V169H164ZM189 170V169H188ZM245 170H244V172H245ZM74 171V170H73ZM138 171L137 170H135V172H136V174H134V176H135V178L137 179V181H136V183H135V185H137V182H140V179H141V174L139 173L138 174ZM234 171V172H233ZM101 172V171H100ZM110 172V171H109ZM129 172V171H128ZM185 172V171H184ZM233 172V173H232ZM103 173V172H102ZM105 173V172H104ZM131 173H132V171H131ZM142 174H143V172H141ZM146 173V172H145ZM187 173V172H186ZM189 173V172H188ZM194 173V172H193ZM248 173V174H247ZM64 174H66V178H65V175ZM151 174H152V172H151ZM155 174H157V173H155ZM196 174H198V172H196L195 173V177H196V181L198 182L197 184L199 185L200 184V182H199V177H198V180H197V176H196ZM202 174H204V175H202ZM212 174V175H211ZM104 175V174H103ZM163 174H161V176H162ZM54 176V175H53ZM57 176V175H56ZM101 176H102V174H101ZM133 176V174H132V177H134ZM160 176V177H161ZM187 176V175H186ZM52 178L51 179V181H50V179L49 178ZM63 177H64V179H63ZM59 178V177H58ZM131 178V177H130ZM158 178V177H157ZM170 178V177H169ZM186 178V177H185ZM106 179V178H105ZM143 179V178H142ZM146 179H147V177H146ZM155 179H156V177H155ZM231 179H233L232 181H229V180H231ZM52 180L54 181L51 185L52 186H50L49 185V187L50 188H48V185H47V183H48V181H50V182H52ZM60 180V181H59ZM183 180V179H182ZM93 181V182H92ZM148 181V180H147ZM154 181V180H153ZM161 181V180H160ZM59 182H61L60 184V186L58 187V184H59ZM149 182V181H148ZM260 182H258V183H260ZM146 183V182H145ZM156 183V182H155ZM50 184V183H49ZM56 184V185H55ZM65 184V183H64ZM76 184H77V186H76ZM129 184V183H128ZM147 184V183H146ZM152 184L153 185H151V187H149L150 188V190H149V192H148V194H149V196L151 195V197H156V198H154V200H155V202H152L153 204L155 203V207L152 205V203H151V205H152V207H154L155 208V210H156V212L154 213L153 211H151L152 213H154L155 215H153V214H151L150 213V215H148V217L146 218V217H144V218H146V221L148 222V224L147 225H149V224H151V222H152V220L154 219V221L156 222V218H157V213H158V211L160 210V207H162V206H160V202H162L161 201V199L159 198V197H161V194H160V187L159 186H156L153 182H152ZM197 184H195L194 185V190H195V188L196 187H198L197 186ZM222 184V185H221ZM73 185V184H72ZM251 185H253V184H251ZM261 186H262V184H260ZM58 187V189H60V190H55V187ZM139 186V185H138ZM142 186H144V184L142 185ZM160 186H162V185H160ZM164 186V185H163ZM166 186V185H165ZM257 186V185H256ZM156 187H157V189H156ZM160 189H159V188ZM48 188V190H46ZM90 188H91V190H90ZM136 188V187H135ZM199 188V187H198ZM202 188V187H201ZM201 188H200V190H199V192L201 191ZM70 189V188H69ZM68 189V190H69ZM133 189V188H132ZM193 190V187L191 188V184H190V188L188 189V191L189 190ZM258 189V188H257ZM261 189H262V187H261ZM67 190V192H70V191H68ZM88 190H90V191H94V193H92L91 192V194L89 195L88 194ZM124 190V189H123ZM142 190V189H141ZM246 190V189H245ZM254 190V189H253ZM255 190H256V187H255ZM127 191V190H126ZM198 190H196V192H197ZM257 191V190H256ZM105 192H107V191H105ZM141 192V191H140ZM198 192V193H199ZM246 192H247V190H246ZM259 192V191H258ZM57 194V195H60V194ZM64 193H66V192H64ZM102 193H103V191H102ZM194 193H195V191H194ZM194 193H193V195H194ZM247 193H249V191L247 192ZM255 193V192H254ZM68 194V193H67ZM130 194V193H129ZM143 194V193H142ZM188 194L189 195H191L190 194V192H188ZM196 194V193H195ZM201 194H202V192H201ZM250 194L253 196V195H255V194H252V192H251V190H250ZM262 194V193H261ZM46 195V196H45ZM61 195H65V194H61ZM69 195V194H68ZM72 195V194H71ZM102 195V194H101ZM257 195V194H256ZM65 196H67V195H65ZM126 196V195H125ZM134 196V195H133ZM176 196V197H175ZM199 196H202V195H200L199 194ZM199 196L197 197V195H196V197L197 198H199ZM232 196V197H231ZM248 196V195H247ZM250 196V195H249ZM259 196H260V194H259ZM47 197H46V199H47ZM77 197H76V200L75 201H77L78 202V200H77ZM95 197V196H94ZM140 197V196H139ZM204 197L202 198V199H204ZM245 197V196H244ZM58 198H60V196H57V199ZM120 198V197H119ZM142 198V197H141ZM150 198V197H149ZM180 198V197H179ZM237 198H238V200H237ZM194 199H196V198H194ZM252 199V198H251ZM254 199V198H253ZM252 199V200H253ZM260 199L262 200V201H264V192H263V195L262 196H260ZM45 200V199H44ZM54 200H56V198H54ZM60 200V199H59ZM63 200H65V197L63 198V199H61V202L63 201ZM67 200H68V198H67ZM81 200L82 201H84L85 202V204H84V202L83 203H81ZM93 200H94V198H93ZM98 200V199H97ZM128 200H130L129 199V197H128ZM151 200H153V199H151ZM180 200V199H179ZM252 200H250L249 199V201H250V203H251V201ZM58 201V200H57ZM95 202H96V199L94 200ZM157 201V202H156ZM196 201H198V200H196ZM195 200H194V202H196ZM200 201V200H199ZM213 201V202H212ZM248 201V202H249ZM94 202V203H95ZM135 202H136V200H135ZM192 202V201H191ZM235 202L233 203V204H235ZM247 202V203H248ZM254 202H255V200H254ZM257 202V201H256ZM256 202L254 203V204H256ZM69 203V202H68ZM81 203V204H80ZM177 203V202H176ZM263 203V202H262ZM262 203L260 204V206L258 205V207H259V209H260V207L261 206H263L262 205ZM61 204V203H60ZM65 205L67 204L66 202L64 203ZM136 204V203H135ZM177 204H179V203H177ZM176 204V205H177ZM182 204V203H181ZM194 204V203H193ZM192 204V205H193ZM103 205V204H102ZM218 205H217V208L219 209L220 207H218ZM253 205V204H252ZM60 206V205H59ZM58 206V207H59ZM74 206V205H73ZM86 206V207H85ZM126 206V205H125ZM201 206H202V204H201ZM234 206V205H233ZM254 206V205H253ZM64 206H62V208H63ZM79 207H78V209H79ZM145 207V206H144ZM152 207H151V209L150 210H153L152 209ZM164 207V206H163ZM172 207V208H171ZM196 207H197V203H196ZM203 207V206H202ZM231 207H232V205H231ZM235 208H236V206H234ZM233 207V209H231L232 211L234 210V212H233V214H231V212H229V214L228 215H226L227 213V210L226 211H222V210H220V211H222L223 212V214H225V218L228 216L229 217V219H230V217H231V219L229 220V219H227V220H229L230 222H231V220H232V222L235 220V221H243L244 222V224H241V225H243V226H246L245 228L246 229H249V228H254L255 229V226H257V225H260V224H262L263 222V220L264 219H262V216L264 217V214H260L259 216L261 217L260 219L258 218H254L253 216H254V214H255V211H257V209L254 211V209H253V215L252 214H248L247 212H241V213H243L244 215H239L240 213L238 212V209L239 208H234ZM53 208V207H52ZM69 208V207H68ZM70 208V209H71ZM99 208V207H98ZM190 208V207H189ZM198 208V207H197ZM217 208H215V209H217ZM252 208V207H251ZM254 208V207H253ZM263 208H264V206H263ZM58 209V208H57ZM77 209V210H78ZM101 209V208H100ZM176 209L178 210L179 208H178V206H176ZM192 209V208H191ZM199 209V208H198ZM200 209H201V207H200ZM217 209V210H218ZM66 210H67V208H66ZM131 210V209H130ZM163 210V209H162ZM228 210H229V208H228ZM230 210V211H231ZM237 210V212L238 213H236L235 211ZM54 211V210H53ZM67 211H69V210H67ZM101 211V210H100ZM104 211H105V209H104ZM171 211V212H170ZM181 211V210H180ZM199 211V210H198ZM240 211V210H239ZM45 212V211H44ZM64 212V211H63ZM70 212V214L72 215V213ZM194 212H196V211H194ZM204 212V211H203ZM222 212L220 213V214H222ZM261 212H263L262 211V208H261ZM261 212H259V210H258V213H261ZM114 213V212H113ZM160 213V212H159ZM177 213V212H176ZM176 213H175V215H176ZM264 213V212H263ZM52 214V213H51ZM57 214V213H56ZM67 214H69V212H67ZM138 214V213H137ZM178 214V213H177ZM53 215V214H52ZM105 215V214H104ZM200 215H201V213H200ZM208 215V214H207ZM262 215V216H261ZM107 216H108V214H107ZM142 216V215H141ZM150 216V217H149ZM156 216V217H155ZM224 216V215H223ZM257 216V215H256ZM73 217H74V215H73ZM123 217V216H122ZM179 217V216H178ZM253 217V218H252ZM90 218V217H89ZM161 218V220H162V216L160 217ZM222 219L224 218V217H221ZM125 219V218H124ZM167 219V218H166ZM199 219H201V216H200V218ZM210 219V218H209ZM262 219V220H261ZM71 220V221H70ZM79 220V221H78ZM93 220H95V219H93ZM98 220H99V218H98ZM123 220V219H122ZM158 220V219H157ZM169 220H170V218H169ZM258 220V221H257ZM69 221V222H68ZM163 221V220H162ZM165 221V220H164ZM167 221H168V219H167ZM213 221H215L214 219H213ZM228 221V222H229ZM235 221L233 222V225L235 224ZM98 222V221H97ZM115 222V221H114ZM119 222H120V220H119ZM122 222V221H121ZM152 223L151 225H152V227H151V225H149L150 226V230L152 231L150 234H152V236L150 237L151 239H150V241H149V247L151 248L152 246H151V244H150V242H152L153 240L155 241V235H154V225L153 224H155L156 225V223ZM190 222H192V220L190 221ZM228 222H227V224H228ZM229 222V223H230ZM246 222V223H245ZM100 223V222H99ZM128 223V222H127ZM172 223V222H171ZM195 223V222H194ZM212 223V222H211ZM215 223V222H214ZM70 224V225H71ZM170 224V223H169ZM209 224V223H208ZM231 225H232V223H230ZM246 224V225H245ZM65 225V224H64ZM70 225L68 226V227H70ZM90 225V224H89ZM100 225V224H99ZM98 225V226H99ZM120 225V224H119ZM140 225V224H139ZM159 225H161V224H159ZM165 222H163V224H162V226H163V228L165 229ZM204 225V224H203ZM232 225V226H233ZM236 225V224H235ZM233 226V228H235L236 226ZM241 225L239 224L238 225V222H237V227L236 228H238V226L239 227H241ZM263 225V224H262ZM72 226H71V228H72ZM118 226V225H117ZM144 226V225H143ZM174 226V225H173ZM177 226V224L175 225V227ZM199 226V225H198ZM106 227V226H105ZM125 227V226H124ZM127 227V226H126ZM148 227V226H147ZM175 227H173L174 229H175ZM229 227V226H228ZM263 228H264V225L262 226ZM43 228V227H42ZM66 228H67V226H66ZM66 228H64L63 230H65ZM95 228H97V227H95ZM130 228V227H129ZM152 228H153V230H152ZM156 228V227H155ZM161 228V227H160ZM166 228H168L167 226H166ZM189 228H190V226H189ZM197 228H199V227H197ZM204 228V227H203ZM45 229V228H44ZM68 229H70V228H68ZM90 228H88V230H89ZM98 229H99V227L97 228V231H98ZM101 229V228H100ZM121 230L123 229V227L122 228H120ZM133 229V228H132ZM144 229V228H143ZM143 229H142V233H143ZM162 229V228H161ZM195 229V228H194ZM241 230H243L242 228H240ZM73 230V229H72ZM91 230V229H90ZM96 230V229H95ZM147 230H148V228H147ZM147 230H146V232H147ZM150 230H148V232H150ZM159 228H158V232H159ZM163 230V229H162ZM172 230V229H171ZM226 230V229H225ZM240 230V231H241ZM245 230V229H244ZM263 230V229H262ZM44 231V232H43ZM67 231V230H66ZM65 231V232H66ZM100 231V230H99ZM177 231V230H176ZM233 231V230H232ZM55 232H58V235L56 234V238L54 239V241L52 242V243H50L49 241L50 240H48V241H45V240H47L46 239V235L47 234H49L50 236H52V234L54 235V233ZM71 232V231H70ZM113 232V231H112ZM138 232V231H137ZM168 231L165 229V230H163L162 232H161V235H160V237H162L161 238V243L160 244H164L163 242L165 241V237L164 236H167L168 237V235L170 234L169 232L167 233ZM175 232V231H174ZM217 232V231H216ZM244 232V231H243ZM44 233H45V235H44ZM50 233H52V234H50ZM127 233V232H126ZM145 233V232H144ZM143 233V234H144ZM189 233V232H188ZM206 233H207V231H206ZM218 233H220V232H218ZM217 233V234H218ZM106 234V233H105ZM142 234V235H143ZM175 234H177V233H175ZM175 234H174V236H175ZM181 234V233H180ZM199 234V233H198ZM239 234V233H238ZM242 234H244V233H242ZM242 234H240V236H242ZM146 235V234H145ZM216 235V234H215ZM236 235H237V233H236ZM245 235H247V234H244V236ZM50 236H48V237H50ZM96 236V235H95ZM118 236V235H117ZM120 236V235H119ZM126 236V235H125ZM139 236V235H138ZM156 236H159V233L158 234H156ZM188 236V235H187ZM200 236V235H199ZM202 236V235H201ZM92 237V236H91ZM98 237V236H97ZM96 237V238H97ZM105 237V236H104ZM133 237V236H132ZM164 237V238H163ZM173 237V236H172ZM176 237H177V235L174 237V238H172V239H174L173 241H177L176 240ZM196 237V236H195ZM203 237V236H202ZM207 237V236H206ZM219 237H220V234H219ZM230 237V236H229ZM231 237H232V235H231ZM238 237H239V235H238ZM238 237H236L237 239H238ZM43 238H45L44 239V242H46L45 243V245L47 246L46 247V249L44 248L45 247V245H44V243H43V241L41 240V239H43ZM83 238V239H82ZM95 238V237H94ZM96 238L94 239V242H95V240H96ZM143 238L145 239V240H143ZM142 238V236H141V241L143 240V242H141V244H142V246L140 247V249H139V251H137L138 253H137V255L139 254V256H138V259H136L137 260V264H142L143 262H141V260L143 259V257L145 256V258L147 257L146 256V254L148 255V249L149 248H147L146 247V243L148 244V238H145V237H143ZM157 238V237H156ZM178 238V237H177ZM189 238V237H188ZM200 238V237H199ZM210 238V237H209ZM236 238L234 239V241H232L231 242V244H232V246H234V242H235V244H236V242H238V241H235L236 240ZM262 238V237H261ZM264 238V237H263ZM49 239V238H48ZM50 239H52V238H50ZM98 239V238H97ZM159 239V238H158ZM179 239V238H178ZM196 239V238H195ZM216 239V238H215ZM245 239V238H244ZM82 240V241H81ZM104 240V239H103ZM197 240H199V239H197ZM206 240H208V237L206 238ZM239 241L241 240V241H243V239H238ZM258 240V239H257ZM261 240H263V239H261ZM88 241H89V239H88ZM123 241V240H122ZM135 241V240H134ZM40 242H42L41 244H43L44 245V247H43V245H42V250H41V252L43 251L44 252V254L47 252V253H49V251H51V249H49L52 245L57 249V254H55L56 256H53V257H55V260H50L52 257H51V255H50V258L48 259V256H49V254H48V256H44L45 258L43 259V260H40V257H39V253H40V249H41V244H40ZM84 242H85V244H84ZM97 242H99V241H96V243ZM186 242H187V240H186ZM217 242V241H216ZM220 242V241H219ZM243 242H245V241H243ZM243 242H241L240 244H242ZM252 242H254V241H252ZM74 243V242H73ZM120 243V242H119ZM134 243V242H133ZM159 243L157 244V247L159 246ZM172 243V242H171ZM177 243V242H176ZM190 243H192V242H190ZM199 244L198 245H201V241H199L198 242ZM39 244H40V246H39ZM102 244H103V242H102ZM107 244V243H106ZM153 244H155V242H153ZM152 244V245H153ZM156 244H155V246H156ZM174 244H175V242H174ZM180 244V243H179ZM188 244V243H187ZM221 244H222V241H221ZM78 245V244H77ZM88 245H89V242H88ZM136 245V244H135ZM165 245V244H164ZM203 245H205L206 246V244H203ZM38 246L40 247L39 249H38ZM53 246H52V249H53ZM102 246V245H101ZM110 246H111V244H110ZM130 246H131V243H130ZM154 246V247H155ZM163 246V245H162ZM216 246V245H215ZM232 246H230V247H232ZM239 246V245H238ZM88 249H87V248ZM107 247H108V245H107ZM132 247H133V244H132ZM138 247V246H137ZM153 247V248H154ZM157 247H155V249L157 250L158 248ZM164 247H166V246H164ZM178 247H180V246H178ZM210 247V246H209ZM228 247V246H227ZM54 248V249H55ZM94 248V247H93ZM100 248V247H99ZM102 248H103V246H102ZM120 248V247H119ZM128 248H130L129 246H128ZM139 248V247H138ZM163 248V247H162ZM181 248V247H180ZM194 248H195V246H194ZM198 248H200V246H198ZM217 249H219L218 247H216ZM223 248V247H222ZM249 248V247H248ZM44 249H45V251H44ZM49 249V250H48ZM132 249V248H131ZM146 249H147V253H146ZM165 249V248H164ZM163 249V250H164ZM184 249V248H183ZM243 249H244V247H243ZM75 250V249H74ZM115 250V249H114ZM138 250V249H137ZM160 250H161V247H160ZM163 250L162 251H159V253L160 252H162L163 254H164V252H163ZM166 250V249H165ZM186 250H189L188 249V247H187V249ZM199 250V249H198ZM207 250V249H206ZM213 250H215V248H213ZM225 250H226V248H225ZM225 250H223V251H225ZM239 250V249H238ZM247 249H245L244 251H243V253H245V251H246ZM78 251V250H77ZM91 251V250H90ZM196 251V250H195ZM222 251V249L220 250V252ZM228 251V250H227ZM229 251H230V249H229ZM42 252V253H43ZM55 252V251H54ZM93 252V251H92ZM91 252V253H92ZM94 252H95V250H94ZM117 252V251H116ZM122 252V251H121ZM125 252V251H124ZM145 252V253H144ZM168 252V251H167ZM166 252V253H167ZM171 252V251H170ZM178 252V251H177ZM210 252V251H209ZM218 252V253H217ZM220 252H219V250H216V251H214V254L212 255V254H209V253H207V251H203L201 248H200V255H198L197 253V255L199 256V259H196V261H198V260H200L201 262V264H206V260L210 263L211 262V260H210V258H209V255L211 256H214V259L211 257V259H213L212 261V263H214V264H220V262H216L217 260H218V258H219V256H220V258L222 259V257H221V254H220ZM240 252H241V250H240ZM251 252V251H250ZM51 253V252H50ZM162 253H160L161 254V260H160V258H158L160 261H162ZM179 253V252H178ZM224 253V252H223ZM226 253H228V252H226ZM231 253V255L233 254L232 253V250H231V252H229V254ZM242 252H241V254H242V257H243V259H241V261H239L238 263L240 264L242 261H243V263L242 264H264V255L263 256H259V255H256V253H255V250H254V252H253V254L251 253L250 255L252 256H249V252H246L245 254L246 255H244ZM254 253H255V255L257 256V257H255V255H254ZM54 253H52V255H53ZM119 254V253H118ZM124 254V253H123ZM143 254H144V256H143ZM159 254V255H160ZM173 254H174V252H173ZM218 254V255H217ZM90 255V254H89ZM97 255V254H96ZM157 255H158V253H157ZM158 255V256H159ZM175 255V254H174ZM247 255H248V257H247ZM67 256V257H66ZM91 256H92V254H91ZM124 256V255H123ZM135 256V255H134ZM168 256V255H167ZM181 256V255H180ZM216 256L218 257L217 259H216ZM222 256H223V254H222ZM64 257H66V261H65V258ZM89 257V256H88ZM94 257V256H93ZM122 257V256H121ZM126 257H128L127 255H126ZM149 257V256H148ZM154 259H156V255L154 254ZM170 257H171V260H174V257L173 256H171V254H170ZM232 257V256H231ZM43 258V254H42V257H41V259ZM130 258V257H129ZM144 258V259H145ZM226 258V257H225ZM232 258H234L235 259V257H232ZM238 258V257H237ZM64 259V260H63ZM69 259V261H67ZM93 259V258H92ZM109 259V258H108ZM148 259V258H147ZM147 259H145V260H147ZM165 259V258H164ZM170 259V258H169ZM209 259V260H208ZM239 259V258H238ZM40 260V261H39ZM78 260V261H79ZM118 260V259H117ZM136 260H134L135 262H136ZM158 260V261H159ZM171 260H169V261H171ZM203 260V261H202ZM230 260V259H229ZM81 261H80V263H81ZM96 261V260H95ZM101 261V260H100ZM110 261V260H109ZM186 261V260H185ZM189 261V260H188ZM219 261V260H218ZM260 261V262H259ZM98 262V261H97ZM129 262H131V261H129ZM145 262V261H144ZM194 262V261H193ZM199 262V261H198ZM225 262H227V261H224V264H226ZM79 263V262H78ZM92 263V262H91ZM124 263H126V261H124ZM159 263H161V262H159ZM158 263V264H159ZM183 263V262H182ZM197 263V262H196ZM200 263H198V264H200ZM237 263V264H238ZM68 264V263H67ZM84 264V263H83ZM85 264H87L86 262H85ZM145 264V263H144ZM162 264H163V262H162ZM170 264H172V262H170ZM195 264V263H194Z\"/></svg>","mask_w":264,"mask_h":264},{"label":"rangeland","instance_id":"obj_2","mask_svg":"<svg viewBox=\"0 0 264 264\" xmlns=\"http://www.w3.org/2000/svg\"><path fill=\"white\" fill-rule=\"evenodd\" d=\"M2 1V2H1ZM6 1V0H5ZM4 1V3L5 4H7L6 2ZM187 1H190V0H187ZM221 1V2H220ZM228 1H230V3L228 2ZM245 1H247L246 3H245ZM251 1V2H250ZM200 0V2H202L203 3V8L205 9H207V11H202V7H201V3L200 4H198L199 3V0H196V3L198 4L197 6L195 5V0H194V5H193V3H192V5H193V8L195 9V6H196V10H191L192 11V13H191V11H190V6L191 5H189V4H191V2H189V4L188 3H186L185 5H187V7H188V5H189V8H186L185 9V5H184V10H183V7H182V13L184 14H182V17H183V19H182V24L180 25V31H181V39H182V41L185 43V45L183 44V47H181L182 46V44L180 45V43H181V40H180V38H178L179 37V35L177 36V40H175V42H177L180 46H179V48L181 47L182 49H181V51H183L182 53V55H183V57H185V55H186V57L189 59L190 57H192V58H190L189 60L187 59V63H188V61H189V63L187 64L186 63V60H184V63H183V67H184V64L186 65V67H188V69H183L182 67H181V70H183V71H190V75H189V77H188V80H187V86L185 85V88H186V91H187V89L190 87V84L192 85V84H194V82H193V80L195 81V84H196V86H195V88H193V90L194 91H192V92H194V94L195 93H198V92H200L199 90H201V94L199 95V96H201L200 97V100H199V98H198V96H197V94H196V96H194V94L192 93V95H190V97L188 96L189 95V90H188V92H186L185 91V93H184V96H185V100H184V102H182V101H179L180 102V104H183V106L184 107H182V109H181V106L182 105H179V107H178V105H177V103H178V101L176 102V105H174V107H175V112L171 115L172 117L171 118H169V116H167V117H165V118H167V119H165L164 118V113L162 112V117H163V120L164 121H162V117L161 116H159L160 118H156L157 116H158V114H157V111H158V107H159V113L161 112V110H160V107L162 108V106H163V104H162V102H161V99L160 100H158V96H159V94L161 93V91L163 90V89H166V87L170 84V82H171V77H170V75H169V73H170V70H171V73H172V69L170 68L169 69V65L168 66H165V64L167 65V64H170V62H172V60H173V55L175 56V53L176 52H179L180 51V49L176 46V43L175 44H173L172 43V45H169V44H171V39H172V36L171 35H173V40H174V38H176V36L174 37V34H176V33H179V28H178V24H175L174 23V18H173V14H172V10H169L170 12H169V18H171L172 17V19L173 20H171V21H169L170 19L168 18L167 20H166V18L168 17V12L167 13H164V12H166V7H164V10H163V8L160 10V8H159V6H157V12L155 11L156 10V7L155 8H151L152 6H149L150 8H148V5H146V10L144 11L145 12V16L147 17H145L144 15L142 16V19L144 18V20H141L140 21V26L136 29L137 31L135 32V34H134V37H135V39H133V40H136V41H134V42H136V43H133L132 42V45L133 44H135V46L137 47V45H138V50L142 47V44L144 45V44H146V42H148L149 41V45L146 47V45L144 46L145 48H147V50L145 51V49H144V52H142V54H143V57H144V55L146 56L144 59H145V65H144V63H143V65L145 66L144 67V70H145V68H146V65H148V67L146 68V70H147V73L146 72H144V70L142 69L143 68V66H141V67H139V65H142V62L141 61H143L144 59H143V57L141 58V60L139 59V57H137L138 58V60H136V62H137V65H138V61L140 62L139 63V65H138V67H137V69H138V72H139V70L141 71V73L139 72H137L136 73V71H135V68H134V65H135V62L132 64L133 65V68H132V70H131V68H130V70L132 71H130L129 73H130V76H129V73H128V76H127V78H128V81H129V79H131V77H132V79H133V73H134V71H135V76H137V75H141V77L139 76H137V78H139V82L140 83H142L143 85H144V83H145V87L143 88L142 86H140V87H137V90H139V91H137L136 89H135V93L134 94H138V92H139V95L140 94H142V91H143V94L142 95H136L135 96V98H134V94H133V96H132V100H133V98H134V101H132L131 103V108H130V104H129V111H130V109H133L134 110V106H135V104H137L136 102H135V100H137L138 99V101L137 102H140V106H138V108L139 107H141V108H139L138 109V111H139V113H141V118H143V122H145L146 121V119H148V118H146L147 117V115H146V113H149L150 114V112H149V110L151 109V108H153L152 109V112H153V114H154V116H153V114H152V117L150 118V115H149V121H150V119H151V122H149V125H150V128L149 129H146V131L148 130L149 132L148 133H146L145 134V132H144V128H145V124L143 125V123H142V125H143V127H142V129H143V133H142V130L140 131L139 130V126L137 127V125H135L134 126V122H135V120H133V118L134 119H136L137 117H136V115L138 114V116L140 115L139 113H138V111H135L134 110V114L135 115H133L132 116V118H131V114H130V119H129V117L127 118V115H129L127 112V114L126 115H122L123 114V112H124V114H125V111H124V108H122V107H124V106H122V105H120V107H119V109H118V111H117V113L119 112V110H123V112H122V114L119 112V114H121V116H122V119L123 118H127V120H126V118L124 119V120H122L121 118H120V115H118L119 116V118L122 120V123H121V120H120V122H118L119 121V118H118V121L115 119V120H112V125H110L109 126V128H110V130H111V127H112V129L114 128V131L113 130H109L108 129V131L109 132H106V135L108 136V138L107 139H105L106 140V146H107V148H108V150H106V152H105V155L103 156V158H101V160H102V163L100 162L99 164L100 165H98V169H97V171H96V176H94V182H95V184H94V186L96 185V193H94V191L92 192V191H90L91 190V188H90V190H88L89 192H88V194L90 195L91 194V192L92 193H94L95 195H93V194H91L92 196L91 197H93L94 198V200L96 199V202L93 200V198H92V203L93 204H91V208H90V212H89V210L88 211H86V208H84V205H83V207H82V205H80L81 207H79L78 205L79 204H77V203H79V200H78V197H77V191H76V194H74L75 193V190H76V188H75V190H73L74 189V187H75V182H77L76 181V179H78V177L80 176L79 175V173L82 171V169H81V171L79 172V170H78V168H82V163L80 164V163H78L79 164V166H78V164L76 163V165L78 166H76V165H74V163H73V160H71L72 162L70 163V168L69 167H67V173H68V169H70V171L71 172H76L77 173V176L74 178L75 179V181L73 180V177H74V174H72L73 176H71V178L72 179H70V178H68V176H70V174L71 173H68L67 174V178L68 179H65V180H63L62 182L63 183H61V182H59V184H58V187L61 185V184H63V186H61V187H59L60 189H58V187L56 186L55 187V190L57 189V190H60V192H62V188L64 189L68 184H66V182L68 181H70V180H72L73 181V183L71 182L70 183V185L72 186V188H71V186L70 185H68V186H70V187H68L67 188V190L68 191H70V192H67V190H64L62 193H59V191L58 192H56L57 194L59 193L60 195H57V194H55V192H54V196L55 197H53V204H52V200L50 201L51 203H49V201H48V195L50 194L49 193V190H48V188H50L49 187V185L50 186H52L53 184V182L55 181L56 182V179L58 180V179H62V177H61V175H62V171H64V173H65V168H64V170H62V171H60L59 169H58V173H56L55 174V172H53L52 173V178H54V181L52 180V182H50L51 181V177L49 178L50 179V181H48V183H47V185H48V188L46 189V190H48L47 192L49 193V194H47V192H46V197H47V199H46V197L42 200V202L40 201V203H39V205L40 206H38V210H39V224H38V228H39V231H41V230H46V225H48L47 224V217L49 216H47V217H45L46 216V211L48 210V211H50L49 213H50V216H54L55 218L58 216V214H59V212H61L60 214L61 215H66V217L68 216V217H70V216H72V217H70V219H74V221H75V223H77V218L79 219V218H81V219H88V223H87V227L88 228H90L89 230H88V228H87V234H84V236L85 235H87L86 236V238H87V240L86 239H84L85 241H87V246H88V248H90V247H92L93 246V243L95 244L92 248H90V250H89V254H88V250H86L85 249V258L86 259H88V262L85 260V259H83V261H81V260H79L78 259V252H80V245H81V247H82V243L80 242V240H78L79 238H78V235H77V233L74 231V228H76V224H75V227H74V225L72 226V224H74L73 222H72V224H71V222L70 223H68V225H67V223L65 222H61L60 224V226H59V231H61V236H63V235H65V234H67L68 236H72L73 235V233H74V239L73 240H71V247L69 248L70 249V252H72L74 255L76 254L77 256H74V259H70V260H72L71 261V263H70V261H69V259L67 260V261H69V262H67L68 264H85V262L87 263V264H137V260L136 259H138V256H139V254L137 255V251H139V249H140V247L142 246V244H141V242H143V240H145L143 237H145V238H148L149 240H148V244L146 243V247L147 248H149L148 249V255L146 254V258H145V256H144V254H143V259L141 260V262H143L142 264H158L159 262H161V263H159V264H162V262H163V264H170V262H172V264H198V263H200L201 261L200 260H198V261H196V259H199V256L198 255H200L199 253H200V248L203 250V251H207V253H209V254H214V251H216V250H219V252H220V250L222 249V251L220 252V254H221V257H222V259L220 258V256H219V258L216 256V259L218 258V260L216 261V262H220V264H224V261H227V262H225L226 264H237L239 261H241V259H243V257H242V254H241V252L243 253V251L245 250V249H247L246 251H245V253L246 252H249V256H251L250 254L252 253L253 254V252H254V250H255V253H256V255H261V256H263L264 255V228L262 227L263 225H264V220L262 221L263 223V225L262 224H260V225H257V226H255V229L254 228H249V229H246L245 227L246 226H243V225H241V224H244V222L243 221H235V226L237 227V222H238V225L240 224L241 225V227H239L238 226V228H233V222H232V220H231V222L229 221L230 219H231V217H230V219H229V217L227 216L226 218H225V214H223V212L224 211H226L227 210V214L226 215H228L229 214V212H231V214H233V212H234V210L232 211L231 209H233V207L234 206H236V208H239L238 209V212L240 213L239 215H244L243 213H241L242 211L243 212H247L248 214H252L253 215V209H254V211L257 209V211H255V214H254V218H261L259 215L260 214H264L263 212H264V208H263V206H264V201H262L261 199H260V196H262L263 195V192H264V187H263V182L261 181H257V182H255V184L254 183H250L249 184V188L247 189V188H245L246 190H247V192L249 191V193H247L246 192V190L244 189V191H245V197L243 196V198L245 199V201L242 199L241 200V202H239V204L238 205H236L237 204V202H235V200H234V202H235V204H233L234 202L233 201H231L232 202V207H231V205L230 204H228L227 203V206L229 205V210H228V208L227 207H224L225 209H223V208H221V206L220 205H218V207H220L219 209L217 208V205L215 206V207H213L215 204H214V202L212 203V204H210L211 202L208 200H206L207 198L208 199H210V196H211V194H210V189L208 188V182L206 181V179H205V177L204 176H200L201 174H200V171H201V169H202V167H203V164L205 165L206 163V161L207 162H209L210 161V159H211V161L209 162V164L212 162L213 164H214V161L216 162V160L218 161V160H220V162L218 161V165H219V163H221V165L222 166H225V162H224V160H221V155H219V153L221 154V152H219V149H220V147L218 148V142L216 143V141L214 140L215 138L214 137H212V138H214V139H212V140H210L209 138H208V133L206 134V131H205V128H203L204 126V123L203 122H201V120L202 119H204V118H202L201 119V116H200V114H201V112H202V110L203 109H205L206 107H208V109H210L209 107L210 106H208V105H211V100L209 101V98L211 97H214V99H215V96H213L212 95V92H211V90L213 91V89H215V88H213V85L214 86H216L217 87V85H218V87H219V85L221 84V86L218 88V90L219 89H221L220 91H222L221 93H220V91H218L217 90V88L215 89V92L217 91L218 92V95H216V101L213 99V102H215L214 103V107H213V109L216 107V110L217 109H219L220 108V110H218L219 112H223V115H221L222 116V121H226L227 119H228V116H227V114H225V112L228 110V109H226V107H230V106H235V104L236 103H238V102H240V100L241 99H245L246 98V96L249 94L248 92H249V88H250V86H251V84H252V86L251 87H253V86H256V85H258L257 86V89L260 91H258L257 89H256V91H258L257 93H260L261 94V92L262 93H264V80H262V79H264L263 77H264V73H263V76H261L260 77V75H262V74H260L259 73V70H258V63L260 62H263L264 61V8H263V4H264V0H261V2L263 3V4H261V2L259 1V0ZM252 1H253V3H252ZM205 2H206V4H207V2H208V5H205ZM210 2V3H209ZM220 3V4H218L219 6L217 7V3ZM225 2V3H224ZM227 2H228V5H227ZM240 2H241V4H240ZM258 2H260L259 4H258ZM0 3L1 4H3V0H0ZM216 3V6L215 7H217V10H216V13H215V10H214V4ZM232 3V4H231ZM238 3H239V5H238ZM250 5H248V4ZM210 4V5H209ZM212 4V5H211ZM245 4H246V7H245ZM256 4H257V7H255L256 6ZM151 5V4H150ZM238 5V6H237ZM242 5H243V7H242ZM259 5V6H258ZM207 6H209V7H207ZM211 6V7H210ZM220 6H221V8H220ZM230 6V7H229ZM233 6V7H232ZM239 6H240V8H241V11H240V8H239ZM260 6H261V8H260ZM0 7H3V5L1 6L0 5ZM5 8H6V10H7V6L5 5L4 6ZM4 7H3V9H4ZM198 7H199V9H198ZM148 8V9H147ZM158 8H159V10H158ZM262 8H263V11H262ZM155 9V10H154ZM168 9H170V7H168ZM189 9V10H188ZM201 9V10H200ZM211 9H212V11H211ZM216 9V8H215ZM228 9V10H227ZM244 9H246V10H244ZM6 10L4 9V13H3V10H2V8L0 9V11L2 12H0V15L2 16L3 14H5L6 15ZM154 10V11H153ZM186 10V11H185ZM220 10V11H219ZM250 10V11H249ZM8 11V13L10 14V10H7ZM148 11V12H147ZM158 11H160V12H158ZM162 11V12H161ZM214 11V13H215V15H213L212 14V12ZM217 11H219V15L217 14ZM247 11V12H246ZM249 11V12H248ZM186 12H190L189 13V15L187 14V17H188V19H186L187 17L185 16V14H186ZM203 12V13H202ZM208 12H210V13H208ZM257 12V13H256ZM147 13H148V15H147ZM199 13V14H198ZM223 13V14H222ZM241 13H242V15H241ZM246 13V14H245ZM259 13V14H258ZM165 14H167V16L165 15ZM228 14V15H227ZM231 14V15H230ZM233 14V15H232ZM249 14V15H248ZM8 15V14H7ZM16 16H17V14H15ZM152 15L154 16V18H151L152 17ZM158 15H160L159 17H158ZM163 15H165V19H164V16ZM198 15V16H197ZM212 15V16H211ZM226 15V16H225ZM253 15H254V17H253ZM1 16H0V19H1ZM149 16V17H148ZM184 16H185V18H184ZM201 16V17H200ZM218 16V17H217ZM23 17V16H22ZM155 17L157 18V21L155 20ZM163 17V18H162ZM191 17H192V19H191ZM204 17V18H203ZM211 17H216L217 18V20H215L217 23H218V21H219V23L217 24L215 21H214V24H213V21H212V19L214 20V18H211ZM229 17V18H228ZM245 17H248V18H246V20H245ZM3 18V17H2ZM5 18V17H4ZM3 18V19H4ZM18 18H20L19 19V24H22V22H23V19L19 16ZM148 18H149V20H148ZM153 20H155V21H152L151 19ZM159 18H161V19H159ZM190 18V19H189ZM200 18H201V20H200ZM237 18V19H236ZM239 18H240V20H239ZM242 18V19H241ZM6 19H7V17H6ZM5 19V20H6ZM8 19H9V22L11 23V21H12V19H11V17L9 16L8 17ZM164 19V20H163ZM185 19H186V21H185ZM204 21H203V20ZM219 19H221V20H219ZM227 19V20H226ZM5 20H0L1 22H4ZM20 20H22V22L20 21ZM106 20H107V18H106ZM145 20H146V23L147 24H142V22H145ZM160 20H162V22L163 23H161V21ZM188 20H190V23H189V21ZM192 20L194 21V22H192ZM229 20V21H228ZM252 20V21H251ZM159 21H160V23H159ZM165 21H166V23H165ZM168 21H169V24H168ZM176 21V20H175ZM183 21H185V24H184V22ZM200 21V22H199ZM221 21V22H220ZM226 21V22H225ZM0 22V24H1V26L3 25V23H1ZM17 22H18V19H17ZM154 22V23H153ZM156 22V23H155ZM177 22V21H176ZM241 22H242V24H241ZM94 23H95V21H94ZM150 23L152 24V25H154V26H152V28L150 27ZM195 23V24H194ZM211 23V24H210ZM229 23V24H228ZM156 24L158 25V27L156 26ZM162 26H161V25ZM164 24H166L165 26H164ZM167 24H168V26H167ZM174 24H175V28H174ZM184 24V25H183ZM215 24H216V27H215ZM225 24V25H224ZM231 24V25H230ZM6 25H9V23L8 24H6V22H5V26ZM143 25V26H142ZM170 25V26H169ZM189 25H190V27H189ZM227 25H228V29L226 28L227 27ZM1 26H0V31H1ZM10 26H11V24H10ZM146 28H145V27ZM157 28H156V27ZM163 26H164V29H163ZM214 26V27H213ZM243 26H244V29H243ZM90 27H94V24H92V25H90ZM143 27V28H142ZM183 29H182V28ZM4 28V27H3ZM3 28H2V32H4L3 31ZM6 28V27H5ZM8 28V27H7ZM6 28V29H7ZM155 28H156V30H155ZM160 28V29H159ZM165 28H167V29H165ZM205 30H204V29ZM217 28V29H216ZM239 28H241V29H239ZM251 28V29H250ZM253 28V29H252ZM5 29V30H6ZM140 29V30H139ZM151 29H152V33H151ZM157 29H159V33H158V30ZM163 31H162V30ZM174 29H175V31L176 30H178V31H176V33L174 32ZM186 31H185V30ZM199 29V30H198ZM201 29V30H200ZM226 29V30H225ZM248 29H250V31H248ZM9 30H11V28L9 27L8 28V30H7V32L5 31V33H4V36L6 37V36H8V34H10V32H9ZM94 30H95V28H93V32H94ZM146 30H147V32H146ZM148 30H150L149 32L151 33H148ZM161 30V31H160ZM191 30V31H190ZM227 30H228V32H227ZM235 30H236V32H235ZM91 31V32H90ZM173 31V32H172ZM182 31H183V33H182ZM203 31V32H202ZM205 31L207 32V34L205 33ZM229 31H230V33H229ZM1 32V34H0V36L3 34ZM9 32V33H8ZM92 33V30L89 28L88 29V34L90 35V39H91V35L92 34H90V33ZM164 32H165V34H164ZM167 32V33H166ZM213 32H215V35H214V33ZM248 32V33H247ZM146 33V34H145ZM156 35H155V34ZM170 33H172L171 35H170ZM208 33H209V35H208ZM225 35H224V34ZM253 33V34H252ZM143 34H144V36L146 37V38H144V36H143ZM151 35V37H150V35ZM154 34V35H153ZM199 34V35H198ZM202 34V35H201ZM213 34V35H212ZM228 34H230V36L228 35ZM232 34V35H231ZM239 34V35H238ZM244 34H245V36H244ZM256 34V35H255ZM142 35V36H141ZM164 35V36H163ZM196 36V38H195V36ZM209 36V38H207L208 36ZM233 35H234V37H233ZM236 35V36H235ZM87 36V35H86ZM170 36V37H169ZM203 36V37H202ZM226 36H228L229 37V39H228V37H227V39H226V37L224 38V37ZM239 36V37H238ZM2 37V36H1ZM88 37V36H87ZM162 37H163V40H162ZM237 37V38H236ZM7 38V37H6ZM188 38H190L189 40H188ZM238 38H240V40H238ZM10 39V38H9ZM89 39V38H88ZM89 39V40H90ZM146 39L148 40V41H146ZM150 39V40H149ZM166 41H165V40ZM178 39L180 40L179 42H178ZM209 39H210V41H209ZM213 39V40H212ZM235 39V40H234ZM194 40H195V42H194ZM233 40V41H232ZM143 41H144V43H143ZM156 41V42H155ZM186 41V42H185ZM187 41H188V43H187ZM193 41V42H192ZM209 41V42H208ZM221 41H222V43H221ZM235 41H236V44H238V46L239 47H242L243 46V48H245L244 50L243 49H239V47H237L236 46V44H235ZM200 42V43H199ZM203 42V43H202ZM240 42H241V44H240ZM243 42V43H242ZM168 43V44H167ZM190 43V44H189ZM227 43V44H226ZM88 44H89V42H88ZM164 44V45H163ZM165 44H166V47H165V50H166V52H167V49H168V51L169 52H173L174 53V47H175V50H177V49H179V50H177V51H175V53L173 54V55H171V54H169V52H165V50L163 49V51H164V57H160L161 55H163V52L161 51V47L160 46H165ZM200 44H201V46H200ZM224 44H226V46L224 45ZM231 46H230V45ZM243 44V45H242ZM175 45V46H174ZM187 45V46H186ZM223 45L225 46V48L223 47ZM9 46H11V42H9ZM149 46H150V48H149ZM168 46V47H167ZM193 46V47H192ZM198 46V47H197ZM209 46L210 48L209 49H207L206 50V48ZM234 46V47H233ZM134 47V46H133ZM157 47H159L158 49H157ZM172 47H173V49H172ZM201 47V48H200ZM206 47V48H205ZM217 47V48H216ZM227 47H230V48H232V50H233V53H232V50H231V52H230V48H228L227 49ZM11 48V47H10ZM93 48V47H92ZM154 48H155V50L156 51H154ZM163 48V47H162ZM211 48H213V50L211 51V52H209V50H211ZM218 48H219V50L221 49V51H218ZM222 48H224V49H222ZM239 51L238 53H237V51H236V49ZM12 49V48H11ZM136 49V48H135ZM143 49H142V51H143ZM198 49V50H197ZM108 50H111V49H108ZM137 50V51H138ZM172 50V51H171ZM208 52V56H209V54L211 53V55L209 56V57H211L210 58V61H211V59H212V62H210V65H213V66H209L208 68H207V65L205 64V62H206V57H207V55L206 54H204V53H207L206 51ZM215 50V51H214ZM226 50H228V52H230V56H228V53H223V51L225 52ZM240 50H242V51H240ZM159 53H158V52ZM194 52V54L192 55V52ZM214 51V52H213ZM234 51H236V53L237 54H235L234 53ZM109 52H110V54L112 55L113 54V52L112 51H108V55H109ZM140 52H141V50H140ZM188 52V53H187ZM197 52H199V56H198V54H196ZM203 52V53H202ZM217 52V53H216ZM220 52V53H219ZM240 52H243L244 54H242V53H240ZM257 52H258V54H257ZM138 53H139V51H138ZM187 53V54H186ZM219 53V54H218ZM93 54V53H92ZM91 54V55H92ZM161 54V55H160ZM165 54H166V56H167V59H166V56H165ZM178 54H180V52L178 53ZM177 54V55H178ZM214 54V55H213ZM225 54V60H223V59H221V58H224L223 57V55ZM238 54H240V55H245L244 56V58H243V56H242V60L241 59H239V58H241V56L239 55L238 56ZM255 54V55H254ZM85 55V54H84ZM108 55H107V57H108ZM111 55H109V57H111ZM139 55V54H138ZM168 55H170L169 56V58H168ZM187 55H189V56H187ZM195 55H196V57H195ZM204 55L206 56L205 58H204ZM217 55V56H216ZM221 55V56H220ZM6 56V60H7V55H4V57ZM89 56H90V54H89ZM113 56V55H112ZM157 56V57H156ZM202 56H203V58H202ZM220 56V57H219ZM227 56L230 58V57H233L232 58V60H231V58H230V60L232 61V62H237L238 60H241V61H243L244 62V64L241 62V64H243V65H247V68H245V67H243L242 65L240 66L238 63H237V65H236V63H234V64H232V63H230V61H229V63H230V65H228L227 63H226V59H227ZM235 56V57H234ZM237 56V57H236ZM260 56H261V59H260ZM158 57H159V60H160V65L162 64V67L164 66L165 67V69H167L166 71L165 70H160L159 71V65H158ZM182 57V58H183ZM208 57V58H209ZM218 59H217V58ZM239 57V58H238ZM86 58V57H85ZM87 58H88V56H87ZM91 58V57H90ZM93 58V57H92ZM149 58V59H148ZM175 58H176V56H175ZM216 58V59H215ZM237 58V59H236ZM260 60H259V59ZM136 59V58H135ZM171 59V61H169V60ZM197 59H198V61H197ZM205 59V61H203ZM213 59H215L214 61H213ZM5 60V61H6ZM77 60H79V58L78 59H76V61ZM80 60H81V62H82V64L83 63H86V60L84 61V59H83V56H81L80 57ZM83 60V61H82ZM167 60H168V63H167ZM199 60H200V62H199ZM209 60V59H208ZM207 60V61H208ZM222 62H221V61ZM229 60V59H228ZM8 61V60H7ZM150 61V63L151 64H149L148 62ZM152 61V62H151ZM155 61H156V63H157V65L156 64H154L155 63ZM161 61H163L164 62V64L161 62ZM174 61H175V59H174ZM177 61H178V59H177ZM181 61H183V60H181ZM190 61H191V63H190ZM217 61V62H216ZM220 61V62H219ZM78 62V61H77ZM81 62L79 61L78 62V66H76V71H74V67L71 69V67L73 66V64L75 65V64H77V63H75V61H74V63H72L71 62V67H70V71L72 72V71H74L75 72V74H77L78 73V84L80 85V82H81V80H83V77L81 76V75H83L82 74V72L84 73V71H85V75H83V76H85V81L83 82L84 83V85L83 84H81V88L82 87H84L83 89V91L82 90H80L79 91V95H80V97H81V95H82V92H83V97L86 99V94H88V92H87V90L89 91L90 90V88H91V86H89V88L87 89V87H88V85H87V81H88V84H89V80H90V78H88V76H87V78H86V71L88 70L89 72V74H91V78H92V76H94V69H97V66H95L96 65V63L95 64H92V62L94 63V61L92 60V62H91V67L89 66V65H87L88 66V68H91V69H88L87 67H86V65H85V67H86V69L83 71V69H82V67L80 66V64H81ZM194 62V63H193ZM195 62H196V64L197 65H195ZM202 62H204V63H202ZM209 62V61H208ZM215 64H214V63ZM223 62H224V64H225V68L226 69H228V70H226V71H224V69H223V67L220 69V66H221V63L223 64ZM240 62V61H239ZM80 63V64H79ZM148 63V64H147ZM152 63L154 64L153 66H152ZM174 63V62H173ZM173 63H171L170 64V66L173 68V66H172V64ZM70 64V63H69ZM217 64V65H216ZM149 65H150V67H149ZM174 65V64H173ZM202 66V68H201V66ZM203 65L205 66L204 67V69H203ZM228 65V66H227ZM232 65H234V67H236V66H239L240 68H242L243 69V71H241V69H240V71L241 72H239V70H237V74H238V76H237V74L236 75H233V73H234V71H233V73L232 72H229V70H230V67L229 66H231V70H232ZM260 65V64H259ZM79 66H80V70H79ZM217 66V67H216ZM227 66V67H226ZM93 67V68H92ZM96 67V68H95ZM154 67V68H153ZM157 67V68H156ZM161 67V66H160ZM193 69H192V68ZM195 67H197V69H196V71H194L195 70ZM212 67H214V68H212ZM208 70H207V69ZM211 68V69H210ZM216 68H218V69H216ZM134 69V70H133ZM148 69L150 70V71H148ZM202 69V70H201ZM220 69V70H219ZM66 70H68L69 71V69H66ZM65 70V71H66ZM92 70H93V72H92ZM99 70V69H98ZM197 70H198V72H197ZM207 70V71H206ZM217 70V71H216ZM235 70V69H234ZM260 70L262 71V68H261V65H260ZM154 71H155V73H154ZM157 71H159V73H157ZM161 71H162V73H161ZM164 71V72H163ZM207 72V74H206V72ZM214 71V72H213ZM222 71V73H220ZM98 72L99 71H97V74H98ZM173 72H175V73H177L175 70L173 71ZM193 72V73H192ZM201 72V73H200ZM203 72V73H202ZM213 72V73H212ZM216 72V73H215ZM239 72V73H238ZM66 73H67V71H66ZM143 73H144V75L146 76V75H148V76H146V77H148V80H146V77L144 76V80H145V82L143 81ZM170 73V74H171ZM175 73H173V75H171V76H173L174 77V79H175V76L177 77L179 74H175ZM179 73V72H178ZM204 73H205V75H206V77H205V80L209 83V80H210V83L209 84H212L211 86L207 83L206 84V82H205V80H204V85L202 84L203 83V76H201L202 74L204 75ZM211 73H212V75H211ZM214 73H215V75H214ZM223 73H224V75H225V77H226V79H229V80H231V82L230 81H228V80H226L225 81V77L223 76ZM88 74V75H89ZM167 74V75H166ZM194 74V77H192V75ZM199 74H200V76H199ZM232 74V75H231ZM69 73H68V77H66V80L64 79V81H67V79L70 81V79H69ZM132 75V76H131ZM159 75V76H158ZM164 75L166 76V78H168V79H166L165 77H164ZM175 75V76H174ZM197 75H198V77H197ZM219 75L220 76H222V78L220 79L219 78ZM254 75V76H253ZM73 76H74V73H73ZM73 76H72V79L75 81V83H72L73 85H75L76 84V80H75V78H76V76H74L75 78H73ZM98 76V75H97ZM210 76H211V78H210ZM213 76V77H212ZM70 77H71V75H70ZM159 77H160V80H159ZM163 77V78H162ZM179 77V76H178ZM177 77V78H178ZM196 77H197V79H196ZM199 77H201L202 78V82H201V84H200V81H199V83L198 82H196V80L198 81V78ZM207 77H209V78H207ZM218 77V78H217ZM236 77H237V80H236ZM240 77V78H239ZM141 78H142V81H140L141 80ZM181 77H179V80H177V81H179V83H180V79ZM195 78V79H194ZM71 79V80H72ZM86 79H87V81H86ZM152 79V80H151ZM213 79V80H212ZM223 79V80H222ZM251 79V80H250ZM257 79V80H256ZM94 80H95V82H97L96 80V78L94 79L93 78V80L91 79V81H93V82H91L90 81V83L92 84V83H94ZM154 80V81H153ZM190 80V81H189ZM211 80H212V82H211ZM215 80V81H214ZM218 80H220V82L218 81ZM221 80H222V83H223V85H222V83H221ZM261 80V81H260ZM68 81V82H69ZM127 80H126V82H127V85L130 83V81L128 82ZM132 81V80H131ZM136 81V78H135V80H134V82ZM152 81H153V83H152ZM177 81H176V86H177ZM217 81H218V83H217ZM14 82V81H13ZM85 82H86V86H85ZM137 84H136V86H139V84H138V79H137ZM155 82V83H154ZM157 82H159V83H157ZM189 82H190V84H189ZM192 82V83H191ZM227 82V83H226ZM230 82V83H229ZM233 82H234V84H233ZM254 82H255V85H254ZM259 82V83H258ZM7 83H8V81H7ZM6 82L4 83V85L5 84H7ZM11 83V82H10ZM9 83V84H10ZM14 83H16V82H14ZM82 83V82H81ZM151 83V84H150ZM162 83V84H161ZM166 83V84H165ZM174 83H175V81H174ZM198 83V84H197ZM224 83L225 84H230L229 86L230 87H233V91L234 92H232V90H231V88L229 87V89H227L228 90V93H227V96H225V93L227 92V90H225V92H224ZM257 83V84H256ZM3 84V83H2ZM2 84H0V87H1V85ZM9 84H8V86H9ZM72 84H70L72 87H73V85ZM78 84H76L77 85V89L75 90L74 89V91L73 92H78ZM95 84V83H94ZM142 84H140V85H142ZM163 84H164V86H163ZM189 84V85H188ZM216 84V85H215ZM243 84V85H242ZM13 85V84H12ZM76 85H75V87H76ZM83 85V86H82ZM96 85H97V83H96ZM172 85L174 86V84L172 83ZM197 85H199V88H200V86L202 87L201 89H197L196 87H197ZM205 85L207 86V87H205ZM232 85V86H231ZM3 86V85H2ZM147 86V87H146ZM189 86V87H188ZM193 86V87H194ZM223 86V87H222ZM236 86V87H235ZM249 86V87H248ZM262 88H260V87ZM71 87V88H72ZM157 87H158V89H157ZM160 87H161V89H160ZM222 87V88H221ZM248 87V88H247ZM96 88H97V86H96ZM128 88H129V86H128ZM140 88L142 89L143 88V90H140ZM14 89V88H13ZM94 86H93V90L91 89V92L92 91H94ZM168 90H169V88H167ZM196 89V90H195ZM203 89H204V92H206V90H207V92L206 93H204L203 92ZM73 90V89H72ZM72 90H69V95H71V91ZM126 90H128V89H126ZM158 90V91H157ZM198 90V91H197ZM244 90H245V92H244ZM0 91H1V89H0ZM84 91H85V94H84ZM146 91V92H145ZM159 91H160V93H159ZM196 91V92H195ZM229 91H231V93H230V96H229V98H230V100H229V98H228V95H229ZM77 92L74 94V93H72L73 94V96L71 95V97H72V100H73V97H74V95H76L77 94ZM87 92V93H86ZM91 92L88 94V96H90L91 95ZM95 92V91H94ZM150 92H151V94H150ZM210 92V94H208ZM217 92H216V94H217ZM242 92H243V94H242ZM146 93V94H145ZM222 93H224V95L222 94ZM248 93V94H247ZM250 93H251V91H250ZM256 93V95L257 96H259L258 94ZM95 94H96V92H95ZM144 94H145V98H144ZM154 94H155V96H154ZM162 94H165L164 92H162ZM166 94H168V93H166ZM180 94H181V91H180ZM179 94V98H181L182 96ZM183 94V93H182ZM191 94V93H190ZM222 94V95H221ZM237 94V95H236ZM245 94H247L246 96H245V98H244V95ZM79 95L77 94V97H79ZM203 95H204V97L206 98H204L203 97ZM206 95V96H205ZM209 95H211V96H209ZM242 95V96H241ZM92 96H94V94L92 95ZM137 96H139V97H137ZM161 96V97H160ZM160 98H162L163 97V95H161L160 94ZM168 96V95H167ZM167 96H165L164 95V98L165 97H167ZM187 96H188V98H191L192 100L190 101V104H188L189 103V100H188V98H187ZM195 97V99L196 100H194V97ZM208 96H209V98H208ZM222 96V98H224V100L226 101V100H228V104H226L225 102H223V100H222V98H220ZM232 96V97H231ZM238 96H240V97H238ZM77 97L75 96V98L76 99H74L73 101H75V100H77ZM83 97H81V98H79L78 99V102H77V106H78V104H79V100H81V99H83ZM91 97V96H90ZM89 97V100H91V98ZM95 97V96H94ZM228 98V99H226V98ZM249 97V96H248ZM247 97V98H248ZM98 98H100V97H98ZM152 98V99H151ZM218 98H219V100H218ZM241 98V99H240ZM101 99V98H100ZM100 99H98V101L99 102H101L102 100H100ZM143 99V100H142ZM147 99V100H146ZM154 99V100H153ZM203 99V100H202ZM70 100V99H69ZM89 100L88 99H86V104H87V101L89 102ZM93 100V99H92ZM95 100V99H94ZM156 100V101H155ZM177 100H179V99H177ZM181 100V99H180ZM186 100H188V103H187V101ZM193 100H194V102H193ZM205 100V101H204ZM221 100H222V103H221ZM70 102V105H71V107L73 106V103L74 102ZM84 101V100H83ZM82 101V102H83ZM145 101V102H144ZM147 101V102H146ZM151 103H150V102ZM161 102V103H159V106H158V102ZM201 101V102H200ZM206 101H208V102H210V103H206ZM231 101V102H230ZM85 102V101H84ZM83 102V103H84ZM97 102V101H96ZM99 102H97V104L99 103ZM124 102H125V99H124ZM126 102H128L127 100H126ZM148 102H149V104H148ZM182 102V103H181ZM202 102H204V103H202ZM218 102V103H217ZM60 103V102H59ZM133 103H134V106H133ZM164 103V102H163ZM192 103V104H191ZM206 103V104H205ZM222 105H221V104ZM224 103V104H223ZM61 104V103H60ZM66 104V103H65ZM68 104H69V102H68ZM76 104V103H75ZM74 104V108H76L77 106ZM85 104V103H84ZM93 104V103H92ZM126 104V103H125ZM200 104V105H199ZM208 104V105H207ZM187 105H188V107H187ZM202 105V106H201ZM203 105L204 106H206L205 108L203 107ZM212 105H213V103H212ZM225 105H227V106H225ZM44 106V109L42 108V110H43V112L45 111V105H43ZM62 106V105H61ZM89 106V105H88ZM122 106V107H121ZM132 106H133V108H132ZM155 106H156V108H155ZM221 106V107H220ZM222 106H223V111H222ZM64 107H66L65 105H64ZM64 107H63V110L62 111H64V112H66L65 111V109H64ZM67 107H69V105H67ZM71 107H69L70 109H71ZM87 107V106H86ZM91 107V106H90ZM128 107H127V109H128ZM137 106H135V108H136ZM142 107H143V109H142ZM148 107H150V109L148 108ZM174 107H173V110H174ZM178 107V108H177ZM186 107V109L187 110H185L186 112L183 114V115H181L180 114V112H181V110H183V108H185ZM200 107V108H199ZM224 107H225V111H224ZM67 109L68 111H67V114H66V116L67 115H70L69 113H71V111H72V109H71V111H70V109ZM89 108V107H88ZM122 108V109H121ZM190 108H191V110H190ZM192 108H193V110H192ZM61 109H62V107L60 108V112H61ZM78 109H79V111L81 110V112H78ZM84 109V108H83ZM149 109V110H148ZM156 109H157V111H156ZM178 109V110H177ZM208 109L206 110V112L207 113H205L206 115H204V116H209V113L208 112H210V111H208ZM213 109H210L212 112H214L213 113V115H216L217 113H218V111L216 112V111H213ZM91 110H92V112H93V110L94 109H92V107H91V109L89 108V110L88 111H90V113H91ZM148 110V111H147ZM197 110V111H196ZM75 111V110H74ZM74 111H72V117L74 116ZM83 111V112H82ZM187 111H188V114H187ZM76 115L74 116V119H72L71 118V115L69 116V118L67 117V119H69V120H67V119H64V121H62L63 119L61 118L60 120H61V123H62V126L63 125H66L67 124V126H66V128H65V126H64V128H63V131H64V129H65V131H66V129H67V127H68V125L70 124V123H72V121L73 120H75L73 123H75V124H77V121L79 122V120L80 119H82V117L84 116V114H85V112H86V110L84 109V110H82V109H80V108H76ZM94 112H95V110H94ZM132 112V111H131ZM173 112V111H172ZM216 112V113H215ZM79 115H81L82 114V117L81 116H78V114ZM84 113V114H83ZM142 113H143V116H142ZM61 114H63V112H61ZM92 114V113H91ZM161 114V113H160ZM164 114V115H163ZM181 116H183V118L184 117H189V118H187L186 119V122H187V125H189V122H190V124L193 122V121H195L196 123H195V125H199V126H194L195 127V129H193V131L195 132V133H197V131H198V134H197V136L195 135V133L194 134H192V137L191 136H188V140L191 142H189L188 140H187V137L185 138V141H183V136H182V133H183V129L181 130V136H180V138H178L176 141L174 140V138H175V134L176 133H173V131H174V127L172 126V120H173V117L175 118V116H179L180 117V115ZM175 115V116H174ZM184 115H186V116H184ZM188 115V116H187ZM196 117H195V116ZM47 116H48V114L47 115H45V117L47 118ZM66 116H60V117H65L66 118ZM95 116H97V114H95ZM146 116V117H145ZM203 116V117H204ZM77 117V118H76ZM78 117H79V120H78ZM81 117V118H80ZM92 117H94V115H92ZM194 117V118H193ZM217 117H220L219 115L217 116ZM146 118V119H145ZM45 119V118H44ZM93 119V118H92ZM94 119H95V117H94ZM93 119V120H94ZM131 119L133 120V122L131 121ZM153 119V120H152ZM159 121H158V120ZM171 120V121H169V120ZM182 119V118H181ZM200 119V120H199ZM238 119V118H237ZM237 119H235V120H232V121H230L231 123H233V121H234V123H233V126L234 125H238L237 124ZM47 119H45V123H46V125H47V121H46ZM182 120H184V119H182ZM181 120V121H182ZM200 122H199V121ZM219 120V119H218ZM81 121V120H80ZM128 121V122H127ZM157 123H156V122ZM161 121V122H160ZM248 121V120H247ZM246 121V122H247ZM249 121L250 122H245V124H244V129H243V131H245L246 130V127H249L250 125V123H252V121L249 119ZM24 122V121H23ZM43 122H44V120H43ZM124 122H126V123H124ZM153 122V123H152ZM168 122H170V124H171V126H169L170 124L168 123ZM219 122H220V120H219ZM219 122H216V126H219L220 125V123ZM44 123V124H45ZM81 122H79V124H80ZM115 123V124H114ZM117 123H119V124H117ZM129 123H130V125H129ZM133 123V124H132ZM164 123V124H163ZM184 121L181 123V124H183V128H186L185 127V125H184ZM38 124V123H37ZM41 124H43L42 123V120H41ZM111 124V123H110ZM136 124V123H135ZM161 124H162V126H161ZM166 124H167V126H166ZM192 124H194V123H192ZM192 124H191V127H192ZM15 125V124H14ZM46 125L44 126V128L45 129H43V127H42V129L43 130H46L45 132L43 131L40 135L42 136L43 135V133L46 135L47 134V128H46ZM149 125H147L146 127H149ZM153 125V126H152ZM159 125H160V127H159ZM25 126H27L26 125V122H25ZM23 124H22V127H25ZM36 125H34V127H35ZM42 126V125H41ZM81 126H83V123L81 124ZM119 126H120V128H119ZM167 127V129L166 130H164L165 129V127ZM202 126V127H201ZM78 127H80V126H78ZM84 127V126H83ZM124 127H126V128H124ZM133 127V128H132ZM193 127V128H194ZM237 127V126H236ZM9 128L11 129V131L12 130H15V128H14V126H12V125H9ZM28 128H29V125L27 126V127H25V129L27 130V131H30V129L28 130ZM36 128V127H35ZM35 128H34V130H35ZM82 128V127H81ZM116 128V129H115ZM162 128V129H161ZM171 128V129H170ZM200 128H202L201 130H199ZM241 128V127H240ZM25 129L23 128V130H24V133H23V130H22V136H21V134H20V137H23V139L25 140V136L26 135H28V132H26L25 131ZM40 129H41V127H40ZM85 129V128H84ZM126 129V130H125ZM159 129V130H158ZM161 129V130H160ZM170 129V130H169ZM17 130V129H16ZM80 130H82V129H80ZM176 130V129H175ZM196 130V131H195ZM203 130L205 131V132H203ZM209 132H210V130L209 129H207ZM112 131H113V133H112ZM118 131V132H117ZM161 131H162V133H161ZM164 131V132H163ZM169 131H170V133L172 134H169ZM172 131V132H171ZM178 131H180V130H177V133H179ZM207 131V132H208ZM241 131H242V128H241ZM48 132H50L49 130H48ZM61 132V131H60ZM98 132H100V130L98 131ZM101 132H102V130H101ZM132 132H133V134H132ZM175 132V131H174ZM35 133V132H34ZM38 133H40V130H39V132ZM114 133H115V136H114ZM118 134V136H116L117 134ZM140 133V134H139ZM142 133V134H141ZM203 133H205V135H204V139L207 137V139H209V141H212L213 142V140L215 141V142H213V144H210V142H208L210 145H208V147H207V151H205L204 149H202L201 148V145H199V141H201V139H200V136H201V134L203 135ZM25 134V135H24ZM59 134V135H58ZM57 134V136H59V138H57L56 137V139L58 140L59 139V141H58V144H60L61 142H62V140H64L63 139V137L65 136V135H63V134H66V132L64 133V132H62V134H61V136H60V133H58ZM97 134H99V133H97ZM103 134V132L101 133V135ZM104 134H105V132H104ZM200 134V135H199ZM211 134V133H210ZM40 135H38V136H40ZM45 135H43V137L42 138H44L45 137ZM100 135V134H99ZM106 135H105V137L104 138H106ZM132 135V136H131ZM138 135V136H137ZM143 135H145L144 136V138H143V140H142V144L141 145H139V140H141V138L139 139L138 137L139 136H143ZM155 135V136H154ZM156 135H157V137H156ZM164 135H165V137H164ZM171 135V136H170ZM179 135H180V133H179ZM195 135V136H194ZM47 136V135H46ZM109 136H110V138H109ZM170 136V137H169ZM212 136V135H211ZM20 137H19V139H20ZM27 137V136H26ZM49 136H47V137H45L44 139H47ZM117 137V138H116ZM159 137H162L161 139H160V143H161V141L163 140V146H162V144H159V145H161L162 146V148L164 149H162L161 148V146L159 147V148H161L162 149V151L165 153V155H164V153L163 154H161L162 156V158H161V163H159V164H161V170H160V172H159V169H158V171H156V167H154V164L156 165L157 163H158V157L155 159L156 161H154V162H152L153 161V159L155 158H153V159H151L150 158V152H151V150L149 149L150 148V143H151V141L149 142V140H152V146L154 147L155 146V144H158V142L156 141V139H158ZM168 139H167V138ZM190 137H191V139H190ZM40 138V137H39ZM116 139V141H115V139ZM172 138V139H171ZM203 138V137H202ZM14 139H17V136L14 138ZM13 139V140H14ZM138 139V140H137ZM147 139V140H146ZM153 139H155V140H153ZM196 139V140H195ZM207 139H206V142H207ZM22 140V139H21ZM56 140V141H57ZM135 140H137V141H135ZM170 140H171V142H170ZM187 140V141H186ZM198 140V141H197ZM230 140V139H229ZM15 141V140H14ZM23 141V140H22ZM21 141V142H22ZM107 141H108V143H107ZM154 141H156L155 142V144H154ZM164 141H165V143H164ZM181 141H183V145L185 146V144H187L188 145V142L190 143V145L189 146H187V148L186 149H184V146H183V149H184V153H183V149H182V151L180 152V153H182V155L180 154L179 155V162H180V166H181V163H182V167H183V177H181V181L183 182L182 184H181V192H179L178 194V197H176L175 199H174V201L170 204L171 206H173L174 204V208H172V211H173V213L171 212L170 213V216L171 217H168V216H165L164 218H163V213H164V208H165V204H166V201H167V199H168V194H169V190H170V185H171V180H172V171H173V169H172V167H174V164H175V161H176V158H178V157H176L175 156V154H174V152H173V149H174V151L176 152V148H178V145L179 144H181ZM194 141V142H193ZM231 141V140H230ZM115 142H116V144H115ZM119 142V143H118ZM149 142V143H148ZM211 142V143H212ZM118 143V144H117ZM134 143H136V145L134 144ZM185 143V144H184ZM194 143V144H193ZM200 143H202V142H200ZM215 143V144H214ZM238 144V146L239 147H243V148H241V149H243V150H241V153L238 155V157H241L242 155L244 156V154L243 153H245V155H246V153L248 152V148L246 147L247 145H245V140H239V142H237ZM62 144V143H61ZM60 144V145H61ZM77 144H80L79 142H77V141H75L74 140V144H73V146H75L73 149H77ZM127 144V145H126ZM149 144V146H147ZM176 144V146L177 147H174V145ZM218 144V145H217ZM115 145V146H114ZM131 145V146H130ZM158 145V146H159ZM169 145V146H168ZM212 145V146H211ZM214 145V146H213ZM215 145H217V146H215ZM244 145H245V147H244ZM72 146V147H73ZM80 146V145H79ZM82 146V145H81ZM139 146V147H138ZM151 146V147H152ZM180 146V145H179ZM191 146V147H190ZM195 146V147H194ZM209 146H210V148H209ZM135 147V148H134ZM149 147V148H148ZM169 147V148H168ZM174 147V148H173ZM214 148V149H212V150H215V151H211V153H214V154H209L208 152H210V150H211V148ZM114 148V149H113ZM128 148H130V150L128 149ZM138 148V149H137ZM208 148L210 149L209 151H208ZM57 149H59L58 150V153H57V155H58V157H57V159L59 160L60 159V157H59V155L61 154L60 153V151H61V149H60V146H58V148ZM79 149L81 150L82 149V147H79L78 148V151H79ZM123 149V150H122ZM218 149V150H217ZM247 149V150H246ZM250 149V148H249ZM111 151V153H110V151ZM136 150V151H135ZM149 150H150V152H149ZM188 150H189V152H188ZM203 150V151H202ZM78 151H76V152H78ZM113 151V152H112ZM190 151H191V153H190ZM217 151V152H216ZM230 151H232V150H230ZM75 152V153H76ZM81 152V151H80ZM140 154H139V153ZM144 152V153H143ZM189 154H188V153ZM198 152H199V154H198ZM208 153V155H207V153ZM72 153H73V151H72ZM79 153V152H78ZM119 153H121L120 155L121 156H119ZM134 153H136V155L134 154ZM149 153V154H148ZM162 153V152H161ZM172 153H173V156H172ZM216 153V154H215ZM74 154V153H73ZM72 154V155H73ZM109 154H110V156H109ZM113 154V156H111ZM144 154V155H143ZM185 154H186V156H185ZM82 155L83 154H81V156H80V161H81V158H83L82 157ZM115 155H116V157H115ZM135 155V156H134ZM167 155V156H166ZM187 155H188V157H187ZM196 155V156H195ZM204 155H205V157H204ZM210 155V157L209 158H207V156H209ZM214 155V156H213ZM79 156H78V158H79ZM148 157V159L149 160H146L147 159V157ZM185 156V157H184ZM192 156V157H191ZM112 157V158H111ZM183 157H184V159H183ZM198 157V158H197ZM238 157H237V159H238ZM139 158V159H138ZM145 158V159H144ZM173 158V159H172ZM188 158V159H187ZM195 158V159H194ZM111 159H112V161H111ZM136 159V160H135ZM180 159L182 160V161H180ZM187 160V162H186V160ZM199 159V161H197ZM20 160V159H19ZM18 160V161H19ZM100 160V161H101ZM127 160V161H126ZM131 160V161H130ZM195 160V162H193ZM233 160V161H232ZM230 162H229V164L228 165H230V166H228V167H236L239 171L240 170H242V172L243 173H245L246 174V170H245V161H244V163H242L243 162V159H241V162L239 163L238 161H240V160H235V159H232ZM236 162H235V161ZM82 161H83V159H82ZM106 161V162H105ZM109 161V162H108ZM142 161H146V162H144V165H143V162ZM185 161V162H184ZM197 161V162H196ZM111 162V163H110ZM200 162V163H199ZM235 162V163H234ZM185 163V164H184ZM212 163H211V165H212ZM238 164V166L240 167H238V166H236V165H234V164ZM241 163H242V167H241ZM110 164V165H109ZM125 164H126V166H125ZM140 164H142V166H143V168L141 169V165ZM183 164H184V166H183ZM196 164H198L199 166H201V168H199L200 169V171H199V169H198V171H197V168H198V165H196ZM201 164V165H200ZM247 164V163H246ZM152 165V166H151ZM164 165V166H163ZM207 165V164H206ZM217 165V164H216ZM217 165V166H218ZM221 165H219V166H221ZM232 165H234V166H232ZM81 166V167H80ZM133 166V167H132ZM138 166V167H137ZM197 166V167H196ZM209 166V165H208ZM218 166V167H219ZM221 166V167H222ZM244 166V167H243ZM123 167H124V170H123ZM159 167H160V165H159ZM181 167V168H182ZM193 167L195 168L194 170H193ZM247 167V166H246ZM133 168V169H132ZM139 168L141 169V171L139 170ZM210 168H214L213 169V173L212 174H214V176H216L218 173V168L214 165V166H212V167H210ZM223 168V167H222ZM241 168H244V169H241ZM76 169V170H75ZM165 169V170H164ZM189 169V170H188ZM247 169V168H246ZM74 170V171H73ZM77 170H78V172H77ZM135 170H139L138 171V174L140 173L141 174V179H140V182H137V185H135V183H136V181H137V179L135 178V176H134V174H136V172H135ZM244 170H245V172H244ZM101 171V172H100ZM110 171V172H109ZM129 171V172H128ZM131 171H132V173H131ZM185 171V172H184ZM62 172V173H61ZM103 172V173H102ZM105 172V173H104ZM141 172H143V174L141 173ZM146 172V173H145ZM151 172H152V174H151ZM187 172V173H186ZM189 172V173H188ZM194 172V173H193ZM196 172H198V174H196V176H197V180H198V177H199V182H200V184L198 185L197 183V181H196V177H195V173ZM234 172V171H233ZM232 172V173H233ZM155 173H157V174H155ZM101 174H102V176H101ZM104 174V175H103ZM132 174H133V176L134 177H132ZM161 174H163L162 176H161ZM200 174V175H199ZM211 174V175H212ZM248 174V173H247ZM54 175V176H53ZM57 175V176H56ZM65 175V178H66V174H64ZM187 175V176H186ZM202 175H204V174H202ZM161 176V177H160ZM59 177V178H58ZM131 177V178H130ZM146 177H147V179H146ZM155 177H156V179H155ZM158 177V178H157ZM170 177V178H169ZM186 177V178H185ZM106 178V179H105ZM143 178V179H142ZM63 179H64V177H63ZM183 179V180H182ZM59 180V181H60ZM67 180V181H66ZM80 180H82L80 177H79V180H78V183H81V182H79ZM149 182H148V181ZM154 180V181H153ZM161 180V181H160ZM233 179H231V180H229V181H232ZM93 182V181H92ZM147 184H146V183ZM152 182L156 185V186H159L158 188L160 189V194H161V197H159L160 199H161V201L162 202H160V206H162V207H160V210L158 211V213H157V218L155 219L156 220V222L154 221V219L152 220V222H151V224L152 223H156V225L155 224H153L154 226V235H155V241L153 240L152 242H150V244L152 243L153 244V242H155V244L157 243H161V238L162 237H160V235H161V232L163 231V230H167L170 234L168 235V237L167 236H164L163 238L165 239V241L163 242L164 244H160L159 243V246L157 247V244H156V246H155V244H151V248L148 246L149 245V241H150V237L152 236V234H150L152 231L150 230V226L149 225H151V224H149V225H147L148 224V222L146 221V218L148 217V215H150V213L151 214H153V215H155L154 213L156 212V210H155V203L153 204L152 202H155V200H154V198H156V197H151V195L149 196V194H148V192H149V190H150V188L149 187H151V185H153L152 184ZM156 182V183H155ZM258 182H260V183H258ZM50 183V184H49ZM61 183V184H60ZM65 183V184H64ZM129 183V184H128ZM52 184V185H51ZM73 184V185H72ZM144 184V186H142ZM190 184H191V188L193 187V190L191 189V190H189L188 191V189L190 188ZM195 184H197V186L199 187H196L195 188V190H194V185ZM251 184H253V185H251ZM260 184H262V186L260 185ZM56 185V184H55ZM139 185V186H138ZM160 185H162V186H160ZM164 185V186H163ZM166 185V186H165ZM222 185V184H221ZM257 185V186H256ZM76 186H77V184H76ZM136 187V188H135ZM202 187V188H201ZM255 187H256V190H255ZM261 187H262V189H261ZM133 188V189H132ZM200 188H201V191L199 192V190H200ZM258 188V189H257ZM124 189V190H123ZM142 189V190H141ZM149 189V190H148ZM156 189H157V187H156ZM254 189V190H253ZM127 190V191H126ZM196 190H198L197 192H196ZM250 190H251V192H252V194H255V195H251L250 194ZM102 191H103V193H102ZM105 191H107V192H105ZM141 191V192H140ZM194 191H195V193H194ZM259 191V192H258ZM64 192H66V193H64ZM188 192H190V194L191 195H189L188 194ZM199 192V193H198ZM201 192H202V194H201ZM255 192V193H254ZM69 195H68V194ZM130 193V194H129ZM143 193V194H142ZM193 193H194V195H193ZM204 193H206V194H208V197L206 198V197H204L205 195H204ZM262 193V194H261ZM61 194H65V195H67V196H65V195H61ZM72 194V195H71ZM102 194V195H101ZM199 194L200 195H202V196H199ZM257 194V195H256ZM259 194H260V196H259ZM126 195V196H125ZM134 195V196H133ZM196 195H197V197L199 196V198H197L196 197ZM248 195V196H247ZM250 195V196H249ZM57 196H60V198H58L57 199ZM95 196V197H94ZM140 196V197H139ZM65 197V200H63L62 202H61V199H63ZM76 197H77V200H78V202L77 201H75L76 200ZM120 197V198H119ZM128 197H129V199L130 200H128ZM142 197V198H141ZM150 197V198H149ZM180 197V198H179ZM204 197V199H202ZM232 197V196H231ZM54 198H56V200H54ZM67 198H68V200H67ZM194 198H196V199H194ZM253 200H252V199ZM60 199V200H59ZM98 199V200H97ZM151 199H153V200H151ZM180 199V200H179ZM249 199L250 200H252L251 201V203H250V201H249ZM58 200V201H57ZM135 200H136V202H135ZM194 200L196 201V200H198V201H196V202H194ZM200 200V201H199ZM237 200H238V198H237ZM254 200H255V202H256V204H254L255 202H254ZM192 201V202H191ZM249 201V202H248ZM67 203L66 205L64 204V203ZM69 202V203H68ZM84 201H82L81 200V203H83ZM95 202V203H94ZM157 202V201H156ZM179 203V204H177V203ZM248 202V203H247ZM263 202V203H262ZM61 203V204H60ZM80 203V204H81ZM136 203V204H135ZM151 203H152V205L154 206V207H152V205H151ZM182 203V204H181ZM194 203V204H193ZM196 203H197V207L199 208H197L196 207ZM259 203V204H258ZM262 203V205L263 206H261L260 207V209H259V207H258V205L260 206V204ZM84 204H85V202H84ZM103 204V205H102ZM173 204V205H172ZM177 204V205H176ZM193 204V205H192ZM201 204H202V206H201ZM254 206H253V205ZM258 204V205H257ZM60 205V206H59ZM71 205H72V208L74 207V209L76 208V206H77V208L75 209L77 212H78V214H80L82 211H84V212H82L81 213V215H82V217H81V215L78 217V216H76L75 215V213L73 214V212H71L72 211V208H71ZM74 205V206H73ZM76 205V206H75ZM126 205V206H125ZM234 205V206H233ZM59 206V207H58ZM62 206H64L63 208H62ZM145 206V207H144ZM164 206V207H163ZM176 206H178V210L176 209ZM53 207V208H52ZM69 207V208H68ZM78 207H79V209H78ZM86 207V206H85ZM99 207V208H98ZM151 207H152V209L153 210H150L151 209ZM190 207V208H189ZM200 207H201V209H200ZM252 207V208H251ZM254 207V208H253ZM58 208V209H57ZM66 208H67V210H69V211H67L66 210ZM71 208V209H70ZM83 209V210H81L80 211V209ZM101 208V209H100ZM192 208V209H191ZM215 208H217V209H215ZM231 208V209H230ZM235 208V207H234ZM235 208V209H236ZM261 208H262V211L263 212H261ZM50 209V210H49ZM78 209V210H77ZM104 209H105V211H104ZM131 209V210H130ZM163 209V210H162ZM223 209V210H222ZM54 210V211H53ZM101 210V211H100ZM181 210V211H180ZM199 210V211H198ZM220 210H222V211H220ZM231 210V211H230ZM240 210V211H239ZM258 210H259V212H261V213H258ZM45 211V212H44ZM59 211V212H58ZM64 211V212H63ZM79 211H80V213H79ZM151 211H153L154 213H152ZM194 211H196V212H194ZM204 211V212H203ZM67 212H69V214H67ZM70 212L72 213V215L70 214ZM114 212V213H113ZM160 212V213H159ZM178 214H177V213ZM222 212V214H220V213ZM236 213H238L237 212V210L235 211ZM53 215H52V214ZM57 213V214H56ZM138 213V214H137ZM175 213H176V215H175ZM200 213H201V215H200ZM225 213V212H224ZM105 214V215H104ZM107 214H108V216H107ZM208 214V215H207ZM73 215H74V217H73ZM142 215V216H141ZM224 215V216H223ZM257 215V216H256ZM49 216V217H50ZM123 216V217H122ZM147 216V217H146ZM162 216V220H161V217ZM179 216V217H178ZM200 216H201V219H199L200 218ZM262 216V215H261ZM48 217V218H49ZM90 217V218H89ZM144 217H146V218H144ZM150 217V216H149ZM156 217V216H155ZM221 217H224L223 219L221 218ZM252 217V218H253ZM98 218H99V220H98ZM125 218V219H124ZM168 219V221H167V219ZM169 218H170V220H169ZM210 218V219H209ZM93 219H95V220H93ZM123 219V220H122ZM158 219V220H157ZM213 219L215 220V221H213ZM227 219H229V220H227ZM262 219H264V217L262 216ZM261 219V220H262ZM119 220H120V222H119ZM165 220V221H164ZM192 220V222H190ZM71 221V220H70ZM79 221V220H78ZM98 221V222H97ZM115 221V222H114ZM122 221V222H121ZM232 223V225L229 223ZM258 221V220H257ZM69 222V221H68ZM100 222V223H99ZM128 222V223H127ZM163 222H165V229L163 228V226H162V224H163ZM172 222V223H171ZM195 222V223H194ZM212 222V223H211ZM215 222V223H214ZM227 222H228V224H227ZM170 223V224H169ZM209 223V224H208ZM246 223V222H245ZM65 224V225H64ZM71 224V225H70ZM90 224V225H89ZM100 224V225H99ZM120 224V225H119ZM140 224V225H139ZM159 224H161V225H159ZM177 224V226L175 227V225ZM204 224V225H203ZM70 225V227H68ZM99 225V226H98ZM118 225V226H117ZM144 225V226H143ZM174 225V226H173ZM199 225V226H198ZM246 225V224H245ZM66 226H67V228H66ZM71 226H72V228H71ZM106 226V227H105ZM125 226V227H124ZM127 226V227H126ZM148 226V227H147ZM166 226L168 227V228H166ZM189 226H190V228H189ZM229 226V227H228ZM43 227V228H42ZM95 227H99V229H98V231H97V228H95ZM123 227V229L121 230L120 228H122ZM130 227V228H129ZM151 227H152V225H151ZM156 227V228H155ZM163 229H161V228ZM173 227H175V229L173 228ZM197 227H199V228H197ZM204 227V228H203ZM45 228V229H44ZM64 228H66L65 230H63ZM68 228H70V229H68ZM101 228V229H100ZM133 228V229H132ZM144 228V229H143ZM147 228H148V230H150V232H148V230H147ZM158 228L160 229L159 230V232H158ZM195 228V229H194ZM240 228H242L243 230H241ZM73 229V230H72ZM96 229V230H95ZM142 229H143V233H142ZM172 229V230H171ZM226 229V230H225ZM245 229V230H244ZM263 229V230H262ZM67 230V231H66ZM100 230V231H99ZM146 230H147V232H146ZM152 230H153V228H152ZM177 230V231H176ZM233 230V231H232ZM241 230V231H240ZM43 231V232H44ZM47 231V230H46ZM46 231H45V233H46ZM66 231V232H65ZM71 231V232H70ZM113 231V232H112ZM138 231V232H137ZM175 231V232H174ZM206 231H207V233H206ZM217 231V232H216ZM244 231V232H243ZM42 232V231H41ZM127 232V233H126ZM167 232V233H168ZM189 232V233H188ZM218 232H220V233H218ZM45 233H44V235H45ZM106 233V234H105ZM159 233V236H156V234H158ZM175 233H177V234H175ZM181 233V234H180ZM199 233V234H198ZM218 233V234H217ZM236 233H237V235H236ZM239 233V234H238ZM242 233H244V234H247V235H245L244 236V234H242ZM50 234H52V233H50ZM56 234L58 235V232H55L54 233V235L52 234V236H50L49 234H47L46 236V239L47 240H45V241H48V240H50L49 242L50 243H52L53 241H54V239L56 238ZM143 234V235H142ZM146 234V235H145ZM174 234H175V236L177 235V237L179 238H177L176 237V240L177 241H173L174 239H172V238H174L175 236H174ZM216 234V235H215ZM219 234H220V237H219ZM240 234H242V236H240ZM96 235V236H95ZM118 235V236H117ZM120 235V236H119ZM126 235V236H125ZM139 235V236H138ZM188 235V236H187ZM200 235V236H199ZM203 237H202V236ZM231 235H232V237H231ZM238 235H239V237H238ZM48 236H50V237H48ZM92 236V237H91ZM98 236V237H97ZM105 236V237H104ZM133 236V237H132ZM141 236H142V238H143V240L141 241ZM173 236V237H172ZM196 236V237H195ZM208 237V240H206V238ZM230 236V237H229ZM96 238V240H95V242H94V239ZM157 237V238H156ZM189 237V238H188ZM200 237V238H199ZM210 237V238H209ZM236 237H238V239H243V241H245V242H243V241H239ZM262 237V238H261ZM49 238V239H48ZM50 238H52V239H50ZM159 238V239H158ZM196 238V239H195ZM216 238V239H215ZM236 238V240L235 241H238V242H236V244H235V242H234V246H232V244H231V242L232 241H234V239ZM245 238V239H244ZM44 239L45 238H43V239H41L42 241H43V243H44V245H45V243L46 242H44ZM83 239V238H82ZM88 239H89V241H88ZM104 239V240H103ZM197 239H199V240H197ZM258 239V240H257ZM261 239H263V240H261ZM123 240V241H122ZM135 240V241H134ZM186 240H187V242H186ZM82 241V240H81ZM96 241H99V242H97L96 243ZM199 241H201L202 243H201V245H198L199 243ZM217 241V242H216ZM220 241V242H219ZM221 241H222V244H221ZM252 241H254V242H252ZM74 242V243H73ZM88 242H89V245H88ZM102 242H103V244H102ZM120 242V243H119ZM134 242V243H133ZM172 242V243H171ZM174 242H175V244H174ZM177 242V243H176ZM190 242H192V243H190ZM241 242H243L242 244H240ZM42 242H40V244H41ZM107 243V244H106ZM130 243H131V246H130ZM180 243V244H179ZM188 243V244H187ZM233 243V242H232ZM40 244H39V246H40ZM78 244V245H77ZM84 244H85V242H84ZM110 244H111V246H110ZM132 244H133V247H132ZM136 244V245H135ZM203 244H206V246L205 245H203ZM42 245L43 244H41V249H40V255H39V257H40V260H43L45 257L44 256H48V254H49V256H48V259L50 258V255H51V259L50 260H55V257H53V256H56L55 254H57V249L53 246V249H52V246L49 248V249H51V251H49V253H45L44 254V252L42 253L41 252V250H42ZM44 245H43V247H44ZM47 245V244H46ZM45 245V249H46V246ZM103 246V248H102V246ZM107 245H108V247H107ZM163 245V246H162ZM216 245V246H215ZM239 245V246H238ZM38 246V249L40 248ZM128 246L130 247V248H128ZM139 248H138V247ZM157 247L158 249L156 250L155 249V247ZM164 246H166V247H164ZM178 246H180V247H178ZM194 246H195V248H194ZM198 246H200V248H198ZM210 246V247H209ZM228 246V247H227ZM230 246H232V247H230ZM100 247V248H99ZM120 247V248H119ZM154 247V248H153ZM160 247H161V250H160ZM163 247V248H162ZM187 247H188V249L189 250H186L187 249ZM216 247H218L219 249H217ZM223 247V248H222ZM243 247H244V249H243ZM249 247V248H248ZM55 248V249H54ZM87 248V247H86ZM87 248V249H88ZM132 248V249H131ZM166 250H165V249ZM184 248V249H183ZM213 248H215V250H213ZM225 248H226V250H225ZM45 249H44V251H45ZM48 249V250H49ZM75 249V250H74ZM115 249V250H114ZM138 249V250H137ZM164 249V250H163ZM199 249V250H198ZM207 249V250H206ZM229 249H230V251H229ZM239 249V250H238ZM78 250V251H77ZM94 250H95V252H94ZM163 250V252H164V254L162 253V252H160V253H162L163 255H162V261H160L161 260V254L159 253V251H162ZM196 250V251H195ZM223 250H225V251H223ZM228 250V251H227ZM231 250H232V255H231V253L229 254V252H231ZM240 250H241V252H240ZM55 251V252H54ZM93 251V252H92ZM117 251V252H116ZM122 251V252H121ZM125 251V252H124ZM168 251V252H167ZM171 251V252H170ZM179 253H178V252ZM210 251V252H209ZM251 251V252H250ZM51 252V253H50ZM92 252V253H91ZM167 252V253H166ZM173 252H174V254H173ZM224 252V253H223ZM226 252H228V253H226ZM52 253H54L53 255H52ZM119 253V254H118ZM124 253V254H123ZM145 253V252H144ZM146 253H147V249H146ZM157 253H158V255H157ZM198 255H197V254ZM218 253V252H217ZM245 253H243L244 255H246ZM255 253H254V255H255ZM42 254H43V258L41 259V257H42ZM91 254H92V256H91ZM97 254V255H96ZM154 254L156 255V259H154L155 257H154ZM170 254H171V256H175L174 257V260H171V257H170ZM222 254H223V256H222ZM124 255V256H123ZM126 255L128 256V257H126ZM135 255V256H134ZM168 255V256H167ZM181 255V256H180ZM210 256L209 255V258H210V260H211V262L209 263L207 260H206V264H214V263H212L213 261V259H214V256ZM218 255V254H217ZM255 255V257H257ZM89 256V257H88ZM94 256V257H93ZM122 256V257H121ZM149 256V257H148ZM235 257V259L234 258H232V257ZM67 257V256H66ZM66 257H64L65 258V261H66ZM130 257V258H129ZM160 258V260L158 259V258ZM211 257L213 258V259H211ZM226 257V258H225ZM239 259H238V258ZM247 257H248V255H247ZM252 257V256H251ZM93 258V259H92ZM109 258V259H108ZM147 259V260H145V259ZM165 258V259H164ZM170 258V259H169ZM118 259V260H117ZM230 259V260H229ZM39 260V261H40ZM64 260V259H63ZM79 260V261H78ZM96 260V261H95ZM101 260V261H100ZM110 260V261H109ZM134 260H136V262L134 261ZM159 260V261H158ZM169 260H171V261H169ZM186 260V261H185ZM189 260V261H188ZM209 260V259H208ZM80 261H81V263H80ZM98 261V262H97ZM124 261H126V263H124ZM129 261H131V262H129ZM145 261V262H144ZM194 261V262H193ZM203 261V260H202ZM79 262V263H78ZM92 262V263H91ZM183 262V263H182ZM197 262V263H196ZM260 262V261H259ZM66 263V264H67ZM243 263V261L240 263V264H242ZM141 264V263H140ZM201 264V263H200ZM204 264V263H203ZM217 264V263H216ZM239 264V263H238Z\"/></svg>","mask_w":264,"mask_h":264}]
</instances>
